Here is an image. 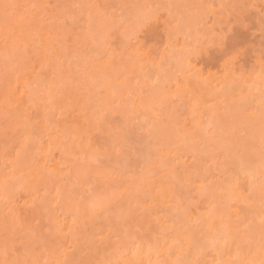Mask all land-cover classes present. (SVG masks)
I'll use <instances>...</instances> for the list:
<instances>
[{"label":"bare ground","instance_id":"bare-ground-1","mask_svg":"<svg viewBox=\"0 0 264 264\" xmlns=\"http://www.w3.org/2000/svg\"><path fill=\"white\" fill-rule=\"evenodd\" d=\"M10 1H12V3H11V5H10V9H11V6H12V4H13V9L12 10H10V11H16L15 9V6H19V4L20 5H22V9L20 8L19 10H18V8H17V10L19 11V14H21L22 12H24V11H26V8H25V6L24 5H26L27 3H30L31 2V6H33L34 5V3H33V1H31V0H28V2H27V0H24V2H25V4H23L24 2H23V0H20L21 2L19 3H17L18 5H16V3H14L15 1L14 0H9V2ZM18 1V0H17ZM35 1H37V0H35ZM77 1V0H76ZM98 3L100 2V5H97V6H101L100 7V9L98 8H95L94 9V13H95V10L97 9V11H99V10H101V13H100V11L98 12L99 13V15L98 14H93L94 15V19H92V21H91V16L90 15H88L89 13V9H87V10H89L88 12L86 11L85 13H84V16H86V14H87V18L88 19H86L87 20V22H88V20H89V22L91 21V25H95V24H92L93 22H94V20H95V22L97 23L98 21H99V19H100V21L97 23V25H96V27L98 26L99 27V25H101L100 26V28L102 27V28H104L105 27V29H102L101 28V31L99 32L98 30H96V34L98 33V37H99V35H101L102 37H99V38H101V40L102 41H106V40H108V38H109V40H108V42L111 40V37L109 36V35H112L111 33L109 34V33H107L105 30H106V28H107V31L109 32V30L108 29H111V28H116L117 26H119V25H125V24H127V25H125L124 27H122V29L123 28H125L126 26H127V31L125 30V29H123V30H125L124 32H126L125 34H124V37L126 38H128V39H132L133 37H134V34H135V37L134 38H137L136 36H137V32H140V31H142L143 30V28H145V26H147L148 25V23H151V21H157V15H158V13H159V11L160 10H162L161 12H165V14L167 13L166 11H164V10H167L169 13H167V15H166V18H167V16L169 17V16H173L172 14H174L176 17L178 16V11H179V13H180V11L182 12L183 11V15L181 14H179L180 16L179 17H181V20H180V22L181 23H179V24H181V26H184V25H186V27L185 28H183V29H181L180 27V29L179 30H177V32H175V28H174V30H173V28L171 29V27H173V26H171V24H169V23H171V22H173V17H169V20L171 21V19H173L171 22L169 21V23H165L166 25L167 24H169V25H167V28H169V30L171 29L172 31H174V32H169V30H167V32H169L171 35H172V38H173V41H172V39L171 40H169V42L167 43V41H168V37H166L167 39H166V48H165V46L163 47L164 49H161L162 50V52H160L161 53V55L160 56H158L159 58H157L156 60H155V58L153 59H151V55L149 54V53H146L145 52V54H143L144 53V51L142 52V51H140L141 53H139V51H137V49L135 50V49H133L132 48V50H130L129 48L127 49L128 51V58L126 57V53L124 54V56L126 57V58H122L121 56H122V53H121V56H120V58L122 59V63L126 66L127 65V69H125V68H123L124 66H123V64H119V63H121V62H118V67H116L117 65H116V63L117 62H115L114 64H115V66H113L114 64H110V61L112 60H108L109 59V57H110V55H108V53L110 52H112V51H114V52H116L115 50H110L111 48L109 47L110 46V44L106 41L105 43L104 42H101V41H99V38H98V42L97 41H95V43L93 42V38L95 39V37H93V35H92V33H89L87 36H89V38H92V40H91V42H89V43H91V47L92 46H94L95 44H97V46H98V44H100V43H102L100 46H94L93 48H94V50H97L96 52H98V50L100 51L99 52V54H98V56H100V57H103L102 55V52L101 51H103L102 50V48H107V49H109V51L107 50V49H104V51H103V53L104 52H106L107 53V56H109L108 57V59H104V60H102V62L104 63V65L102 64V62H101V60H100V62L101 63H99V62H96V63H99V64H97V67L99 68H97V67H95L96 65V63L94 64V59L96 58V57H98V56H96L97 55V53H96V55H95V51L93 52L92 51V53H94L93 55H92V53H91V55L89 54L88 55V57L91 59L92 57L91 56H93L94 57V55L96 56V57H94L93 58V61L91 62V63H93V66H92V64L91 65H89L88 64V62H90L91 60L90 59H88V57H86L87 55L85 54V58L83 57V56H81L82 54L80 53V51H75V52H77V53H74V52H72L71 50V52L72 53H69L68 52V49H66V50H62V51H66V52H68V53H65V52H61L60 51V48H59V50H58V46H59V44H58V46L57 47H55V49L57 50V59H56V57H52V56H54L53 54H51V57H49L48 55H50V53L51 52H53L54 50L52 49L51 50V48L50 47H53L54 48V43L55 42H57L58 41V43H59V39L61 38V37H59V39H58V37L57 38H54V36H52L51 35V30L49 31V29L51 28V27H53V26H55V27H53L56 31L58 30V28H59V30H58V32H60L62 29V31L61 32H63V31H66L67 29H71V32H72V28H69L71 25H69L70 24V22H72L71 24H72V26L75 24V22H77L76 20L78 19L77 17H76V14H75V17L76 18H74V15L73 14H71V17L75 20V22H74V20H71L70 18H69V14L67 15V14H65V16H63V20H64V18L65 19H67V16H68V20L69 21H67V23H69L68 25L69 26H67L68 28H65V26L67 25V23L65 24V22L66 21H63V22H61V19L62 18H60L59 19V21H57L58 19H57V16H56V13H54L55 15H54V17L53 18H50L51 17V15L50 14H52V16H53V13H52V10H54L55 9V7H48V9H49V11H47L48 9L47 8H45L46 6H45V4L43 5V3H41L40 2V5H39V1H37V4H35L34 6H33V8H34V10L36 9H40V11H41V14L43 13L42 11H44L45 13L44 14H42V16H41V14H40V16L41 17H43V15H44V17L42 18V19H45L44 21L42 20V19H39L38 21L40 22V23H38V22H34V21H31V20H28V19H32L31 18V15H30V17H28L29 15H26V14H29L28 13V11H26V14H24V13H22L23 14V16H22V14L19 16V14H18V21L19 20H21V21H24L25 19V22H24V24H26L27 26L26 27H28V28H30L29 26H28V24H30V26H32L31 27V30L33 31H35L37 28V30L39 31V35H43L42 37L40 36V37H35L34 35H31L33 38H34V40L35 41H37V44H36V42H34L37 46L36 47H38V48H36V47H34V45L32 44V41H31V37H29V36H27L26 37V35H24V34H26V33H28L29 32V34L31 33V31H28V29H27V31L28 32H26V28L24 27V25H20L21 23L23 24V22H21V23H19V25L20 26H18L17 28L20 30V27L21 28H24L25 29V31H23V29L22 30H20V31H18V29L17 30H13L12 28V30H13V32L15 33V31H18V32H16L15 34H19L20 35V39H21V41H22V39H24V41H22V43H19V42H21V41H19V39H18V36L19 35H15L14 33V36L16 37L17 36V41L18 42H14V43H16V44H14V45H16V46H18V45H22L23 44V42H25L26 44H28V40H25L26 38H31L30 40H29V44H30V42H31V44H30V47H32V49L34 50V48L36 49L35 50V52L36 51H38L39 49L41 50V55L44 57H42V56H40V51H38L37 53H39V56L37 55V53H34V54H36L37 55V57H36V55H35V59H33V61L34 60H36V61H34V63L33 62H31V63H33V64H31V67L30 66H28V70H27V73L25 72V75H23L24 74V72H23V74L20 72V74H22V76L21 77H18V78H16L17 76H19L20 74H18V71H22V70H15V69H17L16 67L14 68V64H13V62H15V61H17V60H15L14 61V59H12L11 58V56L9 55V56H4L5 58H7L8 59V63L5 61V63L4 64H6V65H8L9 64V66H8V68L6 69L5 68V72L3 71V67H2V72H4L5 73V76H6V74H7V72H11L7 77H9L10 75L12 76V74H13V77H12V79L10 80L11 82H9L8 83V79L6 80L7 82L6 83H8V90L9 91H11V92H8V93H10V95H9V97H10V104H12V107L11 106H9L10 108H13V106H16V104H17V107L15 108V109H20V111L18 110L17 112H19L18 114H16L15 112H13V114H10V116L11 115H14V114H16L15 116H16V119H17V117H18V115H19V118L18 119H22V120H20V122L21 123H19V121L17 120V124L19 123L20 125H21V127H22V129H21V127H20V125H19V127L17 128V130L20 132V134L19 133H16V121H15V123H14V120H13V128L11 127V129H13V132H12V134L13 133H16L17 135H16V141L14 140V143H12L13 144V146H11L12 147V149H14L15 148V146H16V148L12 151H10L9 150V144L8 145H6L7 147H4L3 148V146H5V143H3V145H1L2 146V150L3 151H5V153L2 151V153H0V156H1V158H0V169L2 170V173L0 174V224H1V221H2V224H4L5 226H6V224H11L12 226L14 225V223H16V221L18 222V220H19V222L16 224V225H14L16 228L14 229L15 230V233H11L12 231L10 230L9 231V229H7L6 227V229L9 231V233H11V235L13 234V235H15V234H18V233H16V230L18 231V230H21V229H17L18 227H20V219H22V218H20V217H22L21 215H23L22 213H20L19 214V216H18V214H17V216H16V214H14V212L17 210V211H20V210H18L16 207H17V205H16V202H14L15 201V199H13V198H16V196L17 195H24V194H26L28 197H29V199H30V197H31V199L30 200H34L35 201V199H36V201H39L38 203H37V205H36V203L35 204H30V200H28L27 202H25L29 207H30V205H31V207H33V208H31L30 207V211H31V209H33V210H37V209H39V208H43V209H41V210H39V211H47V216H48V218L46 219V221L47 220H49L50 219V221H48L47 223L48 224H50L49 222H52L50 225L52 226V225H54V223H55V221H56V223L57 224H55V228H56V225H57V230L55 231L54 229H52L51 228V226L49 225V227H48V229H49V231L50 232H52V233H54V234H52L51 233V235H47L48 236V238H52L53 237V235H54V238H53V240H55V237H57V238H60V239H58V241H56V244L57 245H55L54 246V244H55V242L54 241H51V243H50V241H48V240H51V239H48L47 240V238H45L46 240H47V242L48 243H50L51 245H50V247H51V249H52V246H54V248H53V250H54V252H56L55 253V255L53 256L52 254H50L51 252H53L51 249L49 250V248H46V247H48V245H44L43 246V244H41L42 245V247H43V249H42V247H41V245H40V242L38 243V245H40L39 247L41 248H38V246L36 247V246H34L33 245V247H36L37 248V250L39 249V250H41V251H39L38 252V255L36 256V254H37V250L35 251L34 249L35 248H33L32 246V252L30 251V246H27L26 244V246H27V250H28V247H30L29 248V250H28V253L29 252H31V255H28L27 254V250H26V248L24 249L23 247L25 246H23V247H21V248H23V250L21 249V251H20V249L18 250L19 252L18 253H20L21 252V254L24 256V254L26 255V256H24V258L26 257V259L25 260H28V262L27 261H24L25 263L24 264H30L31 262H33V264H72V262H73V260H74V258L76 257H74V255H72L73 253H71V251H73V250H69V249H67V247H66V245H68V242L66 241V240H69V239H66L65 240V236H66V234H69L68 232L70 231V234L68 235V236H70L71 235V237H69V238H74V236H75V239H77V242L79 243H77V245H80L81 247H83L82 249L84 250V252L83 253H85V255L83 254V258H85V259H83V260H81V263L82 264H264V63L262 64L261 63V61H260V59H259V57H256L255 59V64H253V69L252 70H249L248 72H244L242 69H241V71H243V72H240V71H237V69H240L239 67H237L236 69H235V67H234V62L235 61H233V56H234V54L233 55H230L229 56V53H228V55L227 56H229L228 58H226L225 57V59H223V60H221L222 62H220V60H219V62H220V65H218L217 63L216 64H214L215 65V68H218V70H216V71H214V69L213 70H202V69H200V68H198L197 66H196V64H194V61H195V58L197 57V56H199L201 53L203 54V55H205V56H207V51L205 52V49L207 50V46L205 45L206 44V41L205 40H207V39H205L204 38V35L206 36V32H209V30L207 31V28L209 27H207L206 29H205V22H204V20H200L201 18H204L205 16H204V14H205V12L204 13H194V12H192V11H196V9H198L199 8V6L200 5H202L203 4V2H205L204 0H143V1H145L144 3L143 2H141L142 3V5H141V3H133V0H132V3L133 4H130L129 3V8H131V5L133 6V5H135V6H137L136 4H140V6H138V7H134V9L132 8V10L130 9V11L128 12V13H130L131 11H132V15L131 16H129V15H127L126 13V15H125V17L126 16H129V18H131L132 17V20L133 21H135V23L133 22H131L130 21V19H127V21L125 20V18L123 19H121V20H124V22L125 23H122L121 24V22H118V19L117 20H115L116 21V23L115 24H119V25H113L112 23V21H114V19L112 20L111 18H110V13L109 12H107V14L109 15V16H106V18H109V20L108 21H105V14H106V12L105 13H103V15H100V14H102V12H104L103 10H105V11H107V9L108 8H111L112 6L110 5V4H112L113 3V1L111 2V3H109L108 1L109 0H96ZM114 1H116V0H114ZM119 0H117V2H118ZM122 1V0H121ZM124 1V0H123ZM126 1V0H125ZM185 2V3H183V2ZM207 1V0H206ZM210 1V0H209ZM212 1V0H211ZM210 1V3H212ZM227 1V0H226ZM235 1V0H234ZM236 1H238V0H236ZM235 1V2H236ZM251 1V0H250ZM254 1H256V0H254ZM259 1V0H258ZM262 1V0H261ZM23 2V3H22ZM27 2V3H26ZM216 2H217V4L219 3L217 0H216ZM224 2H225V0H224ZM224 2H221V4H224ZM229 2V1H228ZM241 2V1H240ZM247 2V1H246ZM22 3V4H21ZM36 3V2H35ZM124 3V2H123ZM122 3V4H123ZM175 3V4H174ZM180 3V4H179ZM181 3H183L182 5H181ZM187 3V4H186ZM210 3H207L208 5H207V8H210V9H206V8H204V6L202 5V7H200V10H202V11H206V12H208L209 14V16H210V13H211V16H213L214 17V7H212L213 8V10L211 9V6H210ZM233 3V2H232ZM94 4H97V3H94ZM106 4H108V6H105ZM114 4H115V2H114ZM118 4H119V2H118ZM213 4V3H212ZM234 4V3H233ZM237 4V3H236ZM256 4V3H255ZM39 6V8H38V6ZM51 5V4H50ZM119 5H121V2H120V4ZM178 6V7H182L181 9L180 8H178L177 9V7L176 6ZM205 5H206V2H205ZM241 5V4H240ZM254 5V4H253ZM262 5V4H261ZM26 6H28V5H26ZM40 6H42V7H40ZM103 6H105V7H108V8H104L103 9ZM110 6V7H109ZM115 6V5H114ZM122 6V5H121ZM124 6V9H126L125 8V5H123ZM174 6V7H173ZM234 6H236V5H234ZM250 6H251V4H250ZM21 7V6H20ZM220 7H222L221 5H220ZM219 7V8H220ZM224 7V6H223ZM255 7V6H254ZM25 8V9H24ZM29 8V7H28ZM32 7H31V10L33 9ZM45 8V9H44ZM53 8V9H52ZM58 8V7H57ZM89 8V7H88ZM91 8V7H90ZM102 8V9H101ZM121 8V7H120ZM128 8V9H129ZM176 8V9H175ZM183 8H186V9H183ZM202 8V9H201ZM226 8V7H225ZM51 9V10H50ZM170 9H172V12L173 13H171L170 12ZM180 9V10H179ZM188 9V10H187ZM204 9V10H203ZM229 9V8H228ZM231 9V8H230ZM239 9V8H238ZM254 9V8H253ZM47 12H46V11ZM62 10H64V9H62ZM82 10H84V9H82ZM81 10V11H82ZM92 10V9H91ZM119 10V9H118ZM133 10H134V12H133ZM136 10V11H135ZM176 10V11H175ZM191 11V12H187V11ZM216 10V9H215ZM242 10V9H241ZM7 11V10H6ZM14 11L12 12V13H14ZM17 11V12H18ZM51 11V12H50ZM55 11H58V10H55ZM65 11V10H64ZM121 11V10H120ZM126 11V10H125ZM198 11V10H197ZM256 11V10H255ZM21 12V13H20ZM176 12V13H175ZM224 12V11H223ZM227 12V11H226ZM233 12V11H232ZM237 12V11H236ZM246 12V10L244 11V13ZM9 13V12H8ZM16 13V12H15ZM47 13H49V14H47ZM64 13V12H63ZM81 13V12H80ZM191 13V14H190ZM228 13V12H227ZM234 13V12H233ZM250 13V12H249ZM3 14L4 15H6L5 14V12L3 11ZM17 14V13H16ZM33 14H34V11H33ZM39 14V13H38ZM59 14H62L61 13V11H59ZM91 14V13H90ZM131 14V13H130ZM170 14V15H169ZM188 14H190V15H188ZM7 15H9V14H7ZM12 15V14H11ZM15 15V14H14ZM37 15V14H36ZM45 15H47L46 17H48V19L46 20V17H45ZM48 15H50V17L48 16ZM98 16L97 18H96V16ZM187 17H186V16ZM220 15V14H219ZM224 15V14H223ZM252 15V14H251ZM254 15L255 16H257L255 13H254ZM254 15H252V17H254ZM21 16H22V18H21ZM25 16H27L26 18H25ZM58 16H60V15H58ZM102 16V17H101ZM134 16V17H133ZM215 16H217V15H215ZM263 16V15H262ZM1 17V16H0ZM14 17H16V18H14V20H13V22L15 23V24H17L16 22H18L17 21V16H14ZM23 17H24V20H23ZM62 17V16H61ZM122 17H124V16H122ZM160 17V16H159ZM164 17V16H163ZM5 18V17H4ZM10 18H12V17H10ZM28 18V19H27ZM56 18V19H55ZM93 18V17H92ZM127 18V17H126ZM134 18V19H133ZM135 18H136V20H135ZM157 18V19H156ZM183 18L185 19V21H186V19H187V22H185V21H183ZM212 18V17H211ZM261 18V17H260ZM263 18V17H262ZM49 19H50V22L52 23V24H50V23H48L49 22ZM51 19H54L53 21L51 20ZM204 19H206V18H204ZM8 20H10L9 18H8ZM28 20V21H27ZM33 20V19H32ZM79 20V19H78ZM83 20V19H82ZM98 20V21H97ZM104 20V24H101L102 23V21ZM112 20V21H111ZM167 20H168V18H167ZM179 20V19H178ZM257 20V19H256ZM4 22H1V25L0 26H2L3 24H6V26H7V24H8V22L6 23V21L5 20H3ZM31 21V22H30ZM37 21V20H36ZM44 23H43V22ZM48 21V22H47ZM112 23H111V22ZM114 21V22H115ZM130 21V22H129ZM166 21V20H165ZM177 21V20H176ZM183 21V22H182ZM216 21V20H215ZM30 22V23H29ZM59 22V23H58ZM80 22H81V25H82V21L80 20ZM107 22H110L111 23V27L109 28V24L110 23H108L107 24ZM118 22V23H117ZM175 22V21H174ZM174 22H173V25H175L174 24ZM206 22H207V20H206ZM218 22V21H217ZM11 23V22H10ZM28 23V24H27ZM36 23V24H35ZM47 25H51L50 26V28H49V26H46V24ZM131 23L132 24H134V25H132L131 26ZM156 23V22H155ZM176 23V22H175ZM183 23V24H182ZM187 23V24H186ZM257 23V22H256ZM38 25V24H40V25H38L37 27H36V29L34 28V26L33 25ZM45 24V25H44ZM54 24V25H53ZM59 24V25H58ZM64 24H65V26H64ZM76 24H78V22L76 23ZM105 24H107V25H105ZM152 24V23H151ZM165 24H164V27H165ZM200 26H199V25ZM244 24V23H243ZM13 25V24H12ZM42 25H44V27H42ZM53 25V26H52ZM57 25V26H56ZM157 25H158V22H157ZM176 25H178V24H176ZM209 25V24H208ZM220 25V24H219ZM6 26H3V27H1V29L2 28H4V31H5V29H6V31L7 32H12V31H10L9 30V28L10 27H7V28H5ZM9 26V25H8ZM64 26V28H62ZM89 26V24L87 25V28H90V27H88ZM112 26H114V27H112ZM149 26V25H148ZM152 26V25H151ZM258 26V25H257ZM264 26V25H263ZM40 27H42V28H44L43 30L45 31V32H47V33H43L44 31L42 30V28H40ZM46 27H47V29H46ZM60 27H61V29H60ZM79 27V26H78ZM96 27H95V29H96ZM131 27L132 29L131 30H129V28ZM155 27V26H154ZM153 27V28H154ZM200 27V28H199ZM259 27V26H258ZM33 28V29H32ZM49 28V29H48ZM53 28H51V29H53ZM74 28V27H73ZM84 28H86V27H84ZM93 28V27H92ZM121 28V27H120ZM149 28V27H148ZM43 31H41V30ZM94 29V30H95ZM99 29V28H98ZM152 29V28H151ZM209 29V28H208ZM212 29H213V27H212ZM260 29V28H259ZM74 30V29H73ZM86 30V29H85ZM88 30V29H87ZM86 30V31H87ZM89 30H92L91 28L89 29ZM103 30L105 31V32H103ZM117 30V29H116ZM129 30V31H128ZM206 30V32L204 33V32H202V31H205ZM211 30V29H210ZM0 31H2V30H0ZM6 31H5V35L7 34L6 33ZM21 31L24 33V34H22L21 33ZM68 31L69 30H67L66 31V33L65 32H63V33H65V36H67L68 37V35H67V33H68ZM112 31V30H111ZM122 31V30H121ZM147 31H148V29H147ZM212 31V30H211ZM48 32H50V33H48ZM58 32L56 33L57 35H58ZM92 32V31H91ZM102 32V33H101ZM116 32V31H115ZM128 32V33H127ZM131 32H133V33H131ZM261 32H263V30L261 31ZM32 33H34V32H32ZM35 33H37V32H35ZM34 33V34H35ZM43 33V34H42ZM52 33L54 34V35H56L55 33H54V31H52ZM108 34V35H106L107 36V38H106V40H104L105 39V37H104V35H102V34ZM118 33V32H117ZM148 33V32H147ZM177 33H181L180 34V38H181V35H182V43H181V41H180V43H178L179 42V40L176 42L175 41V38H177L178 39V37L176 36L177 35ZM264 33V32H263ZM4 34V32H2V33H0V37L2 36ZM8 34H10V33H8ZM7 34V35H8ZM61 34V33H60ZM70 34V33H69ZM76 34V33H75ZM80 34H81V32H80ZM85 34V33H84ZM126 34H127V36H126ZM142 34V33H141ZM173 34H176L175 36V38L173 37ZM178 34V35H179ZM208 34V33H207ZM21 35H24V36H22L21 37ZM28 35V34H27ZM38 35V36H39ZM74 35V34H73ZM91 35H92V37H91ZM128 35H129V37H128ZM132 35H133V37H132ZM63 36H64V34H63ZM70 36V35H69ZM71 36H72V34H71ZM76 36V35H75ZM85 36V35H84ZM83 36V37H84ZM95 36V35H94ZM109 36V37H108ZM132 38H131V37ZM168 36V35H167ZM3 37V36H2ZM4 37H6V36H4ZM8 37V36H7ZM23 37H25V38H23ZM82 37V36H81ZM104 37V38H103ZM171 37V36H170ZM10 38V37H9ZM14 38V37H13ZM38 39V40H36V39ZM124 38V39H125ZM127 38H126V40L125 41H127ZM235 38V37H234ZM6 39V38H5ZM39 39L44 43V45L46 44V43H50L51 44V42L50 41H52V46L51 45H49L48 46V48H47V45L49 44H46V46H44L43 45V43L41 42V41H39ZM54 39V40H53ZM55 39H58L57 41L55 40ZM62 39V38H61ZM64 39V38H63ZM62 39V40H63ZM70 39V38H69ZM187 39H189V41L187 40ZM222 39V38H221ZM225 39V38H224ZM9 40H12V36H11V39H9ZM13 40H15V38L13 39ZM62 40H60V42L62 41ZM77 40V39H76ZM84 40H86V39H84ZM187 40V41H186ZM209 40V39H208ZM216 40V39H215ZM217 40H219V39H217ZM231 40V39H230ZM66 41V40H65ZM87 41H88V37H87ZM90 41V40H89ZM130 41V40H129ZM129 41H128V44H130L129 43ZM176 43H175V42ZM201 41H203V42H201ZM42 43L41 44V46L42 47H45L44 49H45V51H42V47L41 48H39L40 46H39V44L40 43ZM64 42V41H63ZM63 42H61V44H60V46L62 45V43ZM78 42V41H77ZM80 42V41H79ZM86 42V41H85ZM123 42V41H122ZM172 42V43H171ZM4 43H6L5 41H4ZM19 43V44H18ZM24 43V44H25ZM75 43V42H74ZM93 43H94V45H93ZM106 43L108 44V46L107 47H105L106 46ZM126 44H127V42H125ZM200 43H203L204 44V47H203V44H200ZM215 43V42H214ZM18 44V45H17ZM64 44V43H63ZM66 44V43H65ZM72 44V43H71ZM77 44V43H76ZM105 44V45H104ZM123 44V43H122ZM125 44V45H126ZM127 44V45H128ZM209 44V43H208ZM10 45H11V43H10ZM33 45V46H32ZM56 45V44H55ZM84 45H86L87 46V44L86 43H84ZM215 45V44H214ZM222 45V44H221ZM231 45H233V44H231ZM16 46H10V47H12V49H17L18 47H16ZM26 46H29V45H26ZM65 46V45H64ZM67 46V45H66ZM69 46V45H68ZM67 46V47H68ZM72 46V45H71ZM71 46H70V48H71ZM76 46V45H75ZM104 46V47H103ZM23 47V46H22ZM81 47V46H80ZM84 47V46H83ZM83 47H81V48H83ZM123 47H125V46H122V48ZM129 47L131 48V47H133L132 45L130 46L129 45ZM202 47H203V50H201L202 49ZM231 47V46H230ZM233 47V46H232ZM21 48V47H20ZM26 48V47H25ZM50 48V49H49ZM63 48V45H62V47H61V49ZM69 48V47H68ZM72 48H73V46H72ZM81 48H78L79 50H81ZM86 48V47H85ZM92 48V49H93ZM136 48H138V47H136ZM219 48V47H218ZM229 48V47H228ZM7 49V48H6ZM9 49V48H8ZM30 49V48H29ZM38 49V50H37ZM43 49V50H44ZM46 49H47V53H48V51H49V53L47 54H45V52H46ZM49 49V50H48ZM74 49H76V48H74ZM88 49V48H87ZM91 49V48H90ZM115 49V48H114ZM140 49V48H139ZM138 49V50H139ZM231 49V48H230ZM22 50H24V47L22 48ZM123 50H124V48H123ZM122 49H121V52L123 51ZM209 50V49H208ZM219 50V49H218ZM234 50V49H233ZM8 51H10V53H11V50L9 49ZM31 51V50H30ZM61 52V54H60V52ZM84 51V50H83ZM33 52V51H32ZM42 52H44L43 54H42ZM59 52V53H58ZM87 52V51H86ZM91 52V51H90ZM114 52H113V54H114ZM125 52H126V49H125ZM238 52V51H237ZM9 53V54H10ZM54 53V52H53ZM78 53H80L79 55H78ZM83 53V52H82ZM101 53V54H100ZM211 53H212V51H211ZM236 53V52H235ZM3 54V53H2ZM6 54V53H5ZM68 54V56H66L67 57V60H65V62L66 61H68V58H69V55H70V60L71 59H74V61L73 60H71L72 61V64L73 65H75L74 67L76 68V67H78L79 65H80V63H81V65H80V68H77L76 70H77V72L75 71V69L74 68H70L69 67V69H72V72L73 71H75L76 72V74L73 72V75H71L72 74V72L71 71H68L67 72V70H65V68L66 69H68L67 68V66H66V64L68 63H66L65 65H64V59L66 58H62V57H64V55H67ZM112 54V53H111ZM112 54V55H113ZM116 54H119V53H116ZM148 54H149V56H151V57H149L148 56ZM201 54V55H202ZM244 54V53H243ZM58 55H61L60 57L63 59V60H61V59H59L58 58ZM115 55V54H114ZM200 55V56H201ZM225 55V54H224ZM242 55V54H241ZM105 56V55H104ZM204 56V57H205ZM10 57V58H9ZM39 57V58H38ZM45 57H47L46 59H45ZM203 57V56H202ZM202 57H200V58H202ZM210 56H208V57H206V58H209ZM32 58V57H31ZM34 58V57H33ZM44 60H43V59ZM99 58V57H98ZM98 58H96L97 60H98ZM112 58V57H111ZM222 58H223V56H222ZM221 58V59H222ZM235 58H237V56L235 57ZM10 59H12V61L10 60ZM37 59H39V60H37ZM42 59V60H41ZM90 60V61H88V60ZM95 59V60H96ZM99 59H102V58H99ZM210 59H212V58H210ZM262 59V58H261ZM4 60V59H3ZM57 60H59V61H63V63H61V62H59V61H57L58 63H56V61ZM76 60H79L80 61V63H78L79 61H77L76 62ZM96 60V61H97ZM106 60V61H105ZM107 60L109 61L108 63H107ZM127 60V61H126ZM217 60V61H218ZM234 60H236V59H234ZM254 60V59H253ZM41 61V62H40ZM43 61V62H42ZM50 61H51V63H50ZM54 61V62H53ZM88 61V62H87ZM117 61V60H116ZM120 61V60H119ZM124 61V62H123ZM125 61L127 62V63H125ZM10 62V63H9ZM11 62H12V64H11ZM38 63V66H39V68H37L38 66L37 65H35L34 66V64H37ZM75 62V63H74ZM196 62V61H195ZM218 62V63H219ZM2 63V62H1ZM50 63V64H49ZM56 64V65H53V64ZM78 63V64H77ZM253 63H254V61H253ZM16 64H17V62H16ZM19 64V63H18ZM40 64V65H39ZM43 64V65H42ZM53 65L54 67L55 66H57L58 68H53V66L51 67L52 69H50V68H48L47 67V65ZM105 64L106 65H108L109 67L110 66H112V68L114 67L116 70H114V68H113V71H112V68H111V70H109V68H108V66H105ZM5 65V66H6ZM11 65V66H10ZM42 65V66H41ZM71 65V64H70ZM218 65V66H217ZM237 65V64H236ZM254 65L256 66L255 68H254ZM2 66H3V64H2ZM16 66V65H15ZM43 67V69L41 70V67ZM66 66V67H65ZM69 66V65H68ZM95 67V69H94V71H93V68L92 67ZM217 66V67H216ZM1 67V66H0ZM10 67L12 68V70L10 69ZM29 67H30V69H29ZM34 68V70L32 71V69ZM65 67V68H64ZM104 68V70L107 68V71L108 72H111V76L110 77H112V78H114V76L113 75H115V74H117L118 73V75L121 77V75H123L124 73H123V71L125 72V74L128 72L129 73V71L131 72V74L133 75V81L136 83V84H138V85H133V83L131 82H129L130 81V79H131V75H130V78H129V74L127 75H123V79L124 78H126L125 79V81H124V83H123V80H122V84H118V86H116V84L118 83V75H116V79L115 80H112V78H111V81H113V83L112 82H110L111 83V85H110V83L108 84L107 82H108V80H110L109 79V75L110 74H106L105 73V75H107L108 76V80H107V78L104 76V72L106 71H104L103 70V72H102V69ZM106 67V68H105ZM121 67V68H120ZM20 68V67H19ZM27 68V67H26ZM25 68V69H26ZM36 68H37V70H36ZM47 68L50 70V72H48V75L45 73V71L47 70ZM96 68H97V71H96ZM213 68H214V66H213ZM252 68V67H251ZM9 69L11 70V71H9ZM25 69H24V71H25ZM45 69V71H43ZM53 69H55V70H53ZM68 69V70H69ZM74 69V70H73ZM78 69H80L79 71H81V74L79 73V76H78ZM120 69H121V71H120ZM8 70V71H7ZM40 70V71H39ZM52 70V71H51ZM98 70H100V71H98ZM14 71L16 72V74H14ZM29 71V72H28ZM48 71V70H47ZM114 71H117V73H114ZM119 71V72H118ZM107 72V73H108ZM112 72H113V74H112ZM122 72V74H120ZM42 73H44V74H46V75H44L43 74V76L41 75ZM68 73V74H67ZM71 73V74H70ZM2 74L3 73H1L0 74V78H1V81H2V79L3 78H5L4 77V74H3V77H1L2 76ZM70 74V75H69ZM83 74V75H82ZM15 75H17V76H15ZM68 76V79H70V80H73V78H77V77H85L84 79L83 78H81V80L83 79L84 81H86L87 83H89V84H84V82L83 81H80V82H82V83H80V82H78V80L77 81H75V79H74V81H75V83H77L78 82V85H76V84H73L74 82H72L70 85H74V87H75V85H76V88L78 89V90H76V89H74V87L72 86H70V85H68L69 83H70V80H68L69 81V83H67V81L65 82V78H67V76ZM82 75V76H81ZM15 76V77H14ZM72 76H74V77H72ZM75 76H77V77H75ZM125 76V77H124ZM136 77V78H135ZM9 78H11V77H9ZM129 78V80H128V82L126 81L127 79ZM13 79H15V81H14V83L16 84V85H19V86H17V87H19V88H17V90H19L17 93H15L14 92V90L13 89H15L16 88V85H14L12 82H13ZM65 79V80H64ZM102 79H104V81L105 80H107V81H103ZM121 79H122V77H121ZM117 80V81H116ZM137 80V81H136ZM4 81V80H3ZM132 81V80H131ZM172 81H174V83L172 82ZM85 82V83H86ZM119 82H120V79H119ZM127 82V83H126ZM171 82V83H170ZM81 84V86L82 85H86L85 87H83V89H81V87H80V84ZM116 83V84H115ZM170 83V85L168 86V84ZM173 83V85H174V87L176 88L175 89V91H174V87H173V85H172V87H171V84ZM9 84H11V85H9ZM67 84V85H66ZM132 84V85H131ZM1 85V84H0ZM3 85V84H2ZM114 85V86H113ZM163 85L165 86L164 87V89L162 90V92H161V89L163 88ZM167 85V86H166ZM12 86H14V88H12ZM70 86V87H69ZM87 86H91L89 89H93V90H91V91H93L92 93L95 95V96H93V94L91 95V91L90 90H87L88 91V93H89V91H90V94L89 95H87L86 94V90H84V88H86V89H88L87 88ZM9 87H11V89H9ZM69 89H68V88ZM166 87H168V88H166ZM169 87H171L172 88V90H173V92L169 89ZM71 88H73L72 90H70ZM166 88V89H165ZM37 89L39 90V91H37ZM65 89H67V90H65ZM6 90V89H5ZM65 90V91H64ZM80 90V91H79ZM2 91V90H1ZM66 91H68L69 92V94H68V92L66 93ZM71 91H72V93H71ZM77 91H79L78 93L79 94H81V91H82V94H86L87 95V98L91 95L92 97L91 98H93V100L91 99L90 100V102H92V101H97L98 99L97 98H99V100L98 101H100L102 104H103V106L101 105V103L100 102H98L97 101V103L98 104H96V102L94 103L95 105H97V106H100L101 105V108H102V110H103V107H105L104 109H105V111L106 112H110V113H112V114H114V112L116 111V110H119L120 112H119V115H121L120 113L123 111V113H126L127 112V117H126V119L124 120L123 119V121L125 122L126 120H127V123L125 122V123H123L122 122V120H120L124 125H128L129 123V121H133V120H136V119H138L139 117L140 118H144V117H146L145 119H146V122H142V121H137L136 123H133V124H131L129 127H133V125H135L136 124V126H134V127H137V125H138V127H137V129H139V132H140V130H141V127L143 128V126H144V136H143V138H145V136H146V138H145V140H143L144 142L146 141V139H147V137L151 140L152 138L153 139H155V137H151V135L152 136H156V135H161L162 136V134L164 135V137L163 138H166V140L168 139L167 137H169V139L171 140H169L168 142H167V145H166V141L165 140H163V138H160V141L161 142H163L162 144L164 145L163 147H164V152H167V151H165V149H167V148H165V147H167L168 146V148L169 149H167V150H170V149H172L173 150V148L176 146L179 150H176L177 148L175 147V150H173V157H174V155H175V157L173 158V159H175V158H177L178 157V159H179V163H180V166H181V163L184 165H186V163L187 162H183V161H180V160H184V159H181L182 158V154H184L186 157H188V154H191L190 155V157H192V160L193 161H195V160H197L198 161V163L199 162H201V166H199L198 165V163L197 164H195L196 162H194L193 163V161L191 162V166H190V162H188V164H189V166L188 165H184L185 167H191V168H194L195 167V169H192L191 170V168H190V171L189 170H183V171H187L186 173V178H185V180L184 181H182V182H185L186 180V182H188V183H190L189 184V189L191 188V186H192V189L190 190V193H192V194H189V196H191L190 198H188L189 196H186L187 198H185V192L183 193L184 194V196H181L182 198H178V195L176 196L175 195V191L176 190H174V189H171L172 188V186H174L173 184H171L170 183V186L167 184V182H166V184L164 185L163 183H164V180H162V181H160L161 182V184H163V185H161L160 186V182H158V180H156L158 183H159V185H157V186H155V183L153 182V184H151L152 186H155V189H154V187H152L150 184H148V185H150V187L149 186H145V184L147 185V183L150 181V180H152V179H150L151 177H153V174H154V177L155 176H160L161 175V173H159V171H157V170H155V169H153L157 174L155 175V173H153V172H151L150 170H149V168H151V166L149 167L148 165H145L146 166V170H149V171H147V172H144V171H142L143 173H144V175H141V178L144 176V178L147 176H151L150 178H148L147 180H148V182L147 183H144L143 184V181L144 180H140V178L138 179V182H137V179H135V181H132V183H130V185L132 184L133 185V182H135V183H137V185H141L142 187L143 186H145L143 189H145V188H150L151 189V187H152V189H154V190H152V193L151 194H149L148 195V201H146V202H144V201H141L140 199V197H142V194H143V190H141L140 188H138L139 190H137L135 187L133 188V186L132 187H130L131 189L133 188V190L135 189V193H137V194H139V196L137 195L136 196V199H134V197H135V194H133L134 196L132 197V192H131V194H130V192H129V198H130V200L128 199V196H127V199L130 201V204H129V202H128V200L127 201H125L126 203L128 202V205L127 204H125L127 207H130L131 209L132 208H134L135 206H137V207H135L136 208V210H137V212L136 213H138V212H140V214L138 213V215H142L144 212L146 213L145 215L143 214V216H144V218L143 219H145V220H147V221H143V222H147V223H150V221L148 222V219H151V225H152V227H153V225H155V222H156V226L157 227H153V228H155V230L151 227V230H150V228L148 229V230H150V231H148L146 228H148V226H149V224L147 225V227L145 226V223H143L142 221L141 222H139L140 221V219H139V224L140 223H143V225L146 227H144V231H142L141 229V231L142 232H144L145 234L143 235V233H141L140 235H137L136 237H132V235L131 234H129V235H131L130 237H129V235H126V237L128 238L127 240H126V237L124 236V233H122V236L120 235V234H118L119 235V239L117 240L116 238V240H114V239H112V238H114V237H110V235H108V233L107 234H105L106 236L105 237H103V238H101L104 234H102L103 233V231L101 230V229H99L98 227L96 228V226H94V228H96V229H94L93 228V226H91L93 223L91 222V221H93L94 222V219L96 220V218L97 217H99L98 215H100L101 214V216L100 217H103V219L107 222V224L110 222L111 224H113L114 225V223H112V221H109V219L111 220V219H113V218H111V216H109L110 218L108 219V220H106V216H105V218H104V215L106 214V213H108L107 215H109V212H111V210L110 211H108V212H105V211H107V210H109V209H111V208H113L112 207V205H114L113 204V199H112V204H111V200H110V205H104L103 204V206H107V208H109V209H107V210H102L101 208H99V206L101 207L102 205V199H105V198H108V200H107V202L109 201V199L111 198V196L112 197H114L113 195H114V192H111L110 193V196H109V193H108V195L105 193V190L107 191V192H109V191H111L112 189H113V191H115V189L117 188V184L115 185L116 186V188L113 186V188L111 189V190H108L107 188L109 187V186H104V187H106V189L104 190V187H103V185H105V182L103 183V185H102V188H103V190L104 191H102L101 190V186H100V188H99V185H101V183H100V181L98 180V182L99 183H97L96 181H97V179L99 178L98 176V174L96 173V175H98L97 177H96V175L94 174V173H92L90 170H88V172H90V173H92V174H94L93 176L94 177H96V178H94V177H92V175H88L87 174V178H88V176H89V179H88V182L90 183V187H93V188H87L86 186L87 185H89V183L86 181L87 180V178L85 179V181L88 183V184H86L85 183V181L83 180V178H81V177H86V175L83 173V172H81V173H79V170H80V168H79V170H78V168H77V164L76 165H74L75 163H79L78 165H80V166H82L83 165V163L85 164L86 163V161L88 160L89 162L92 160H95V158H98L99 157V154H101L100 155V157H102V153H100L99 151V153L98 152H96L95 151V149H96V147L97 146H95V143H94V145L92 144V142H90V144L92 145V147H94L95 146V148H94V152L92 151V147L90 148V144H88L89 143V141H93L91 138L93 137V136H91V132L90 131H92L93 130V127H94V125H95V127H94V130L95 129H98V128H96V127H98V126H96V124L97 123H99L100 124V122L104 119V121H105V118H108V117H104V118H101V117H97V119L95 120V122H94V120H92L93 122H94V125H93V122H92V125H90V126H92L91 127V129H90V131H89V128H88V126H89V123H91V122H89L88 123V121L90 120L89 118H90V116L92 115H88L89 117H88V121H86L87 120V118L85 117V114H83L84 112V110H85V106H84V103H87L88 102V106L87 107H89L90 106V104L91 103H89V100L87 101H85V99H86V96H84L83 95V99H82V94H81V96L77 93ZM83 91L85 92V93H83ZM156 91V92H155ZM12 92H14L13 94L14 95H12ZM37 92H38V94H37ZM149 92V93H148ZM153 92H155V94L153 93ZM150 95V93H151V96H153L152 98H151V101L150 100H147V98L149 99V97L147 96L148 94ZM147 94V95H146ZM158 94V98L155 96V95H157ZM6 95V94H5ZM8 95L7 96H5V98L6 97H8ZM155 96V97H154ZM175 96V97H174ZM177 96V97H176ZM12 97V98H11ZM95 97V98H94ZM97 97V98H96ZM179 97V98H178ZM175 98H176V101H175ZM8 99V98H7ZM11 99H12V101H11ZM64 99V100H63ZM154 99V100H153ZM155 99L156 100H158L157 102L155 101ZM61 100L62 101H64V102H66V100L68 101V105H69V107H68V105L66 106L65 104H67V103H64V102H61ZM83 100H84V103H83ZM153 100V101H152ZM179 100V101H178ZM112 101H113V104H116V105H113L112 104V106H113V108L111 107V103H112ZM155 101V102H154ZM173 101H175V102H173ZM178 101V102H177ZM75 102V103H74ZM77 102V103H76ZM183 102V103H182ZM13 103H16L15 105L13 104ZM61 103V104H60ZM73 103H74V105H73ZM93 103V102H92ZM176 104L177 105V103L178 104H180V107L181 106H183L182 108H180L178 105V107L177 106H173V104ZM72 104V105H71ZM75 104H77L76 106H75ZM78 104H79V106H78ZM117 104H119V105H117ZM8 105V104H7ZM94 105V106H95ZM185 105V106H184ZM60 106H62V110L60 109L61 107ZM66 106V107H65ZM71 106H73V108H74V106H75V108L76 109H74V110H76L75 111V113H77V112H81V114H80V116L78 115V117H80L79 119L77 118V120H79V121H76V123L77 124H79V125H77V124H73L72 122L74 121V119H76V117H74L73 118V121H71L70 122V120H66L67 121V123L69 122L70 123V126L65 122V121H63L62 122V120H59V121H61L63 124H61L60 122H58V118L59 117H57V120H56V118H55V120L52 118L51 119V117H53V114H54V116H55V113H56V111H57V113L56 114H60L59 116H63V114H64V116H65V114H67V112H68V114H69V112H72L73 110V108L71 107ZM92 106H93V104H92ZM117 106V108H119V109H116V110H113V109H115V107ZM120 106V107H119ZM163 108H162V107ZM19 107V108H18ZM71 108L70 109V111H69V109L68 108ZM86 107V108H87ZM174 107V108H173ZM186 108V110H185V113H181L182 115H184L185 117L187 116H189L190 117V119H189V117L187 118L188 119V121H190V122H188L187 121V124L189 123V125H188V127H187V125H185L186 124V120H184L185 118L181 115V117H183V118H181V120H180V116H179V113H177V111H175L174 109H176V110H178L179 109V111L178 112H183L182 111V109L184 110L185 108ZM59 108V109H58ZM92 108V107H91ZM99 108V107H98ZM15 109H12V111L13 110H15ZM58 109V110H57ZM67 109H68V111H67ZM111 109V110H110ZM173 109V110H172ZM181 109V110H180ZM67 111V112H64L63 114H62V112L63 111ZM72 110V111H71ZM112 110L114 111V112H112ZM122 110V111H121ZM126 112H125V111ZM170 110H172V113H173V116H175V118L177 117V119H174V117H172V116H169L171 119H169V117H168V115H171V111ZM9 111V110H8ZM12 111H10V112H12ZM28 111V112H27ZM33 112V114L31 115L29 112ZM163 111H164V115L165 116H167V119H165L164 117H163V119H165V121H162L161 120V118H162V113H163ZM167 111V112H166ZM1 112V111H0ZM9 112V113H10ZM20 112H22V113H20ZM59 112V113H58ZM85 112H88V111H85ZM169 112V113H168ZM174 112H175V115H174ZM186 112L188 113V114H186ZM189 112H191V114L189 113ZM3 113H4V111H3ZM6 113V112H5ZM5 113H4V115L3 114H1V116L3 115L4 117H5ZM73 113V112H72ZM90 113H92V112H88L87 114H90ZM116 113H118V112H116ZM166 113H168L167 115H166ZM8 114V113H7ZM6 114V115H7ZM23 114V116H21V118H20V115H22ZM62 114V115H61ZM67 114V115H68ZM87 114H86V116H87ZM221 114H222V116L223 115H225V116H221ZM9 115V114H8ZM30 115L32 116V117H30ZM34 115H35V118L37 119H35L34 118ZM95 115V114H94ZM94 115H92V116H94ZM147 115V116H146ZM148 115L150 116V115H152L153 116V123H151V120H147V117H148ZM161 115V116H160ZM14 116V117H15ZM72 117L73 116H77V115H71ZM122 116V115H121ZM144 116V117H143ZM38 117V118H37ZM103 117V116H102ZM228 117V118H227ZM9 118V116H7V119ZM23 118H25V119H23ZM31 118V119H30ZM34 118V119H33ZM65 118V117H64ZM63 118V119H64ZM92 118V117H91ZM95 118H96V115H95ZM94 117H93V119H95ZM4 119V118H3ZM10 119H12V116L8 119V121L10 120ZM15 119V118H14ZM28 119V120H27ZM32 119H33V121H32ZM38 119H40L41 121H42V123L43 124H41V123H39V124H41L42 126V128L40 127V125L38 124V123H35V122H37L38 121ZM81 119V120H80ZM99 119V120H98ZM111 119V118H110ZM109 119V120H110ZM227 119H230V120H232L231 122H230V120H228V122H226V120ZM32 121L33 123H34V125L35 124H38L39 125V128L37 127L36 129H37V131H38V129L40 130V128H41V130L43 131L44 129V134H45V132L47 131L48 132V134H47V136H45L44 134H43V132L40 130V131H38L39 132V134H34V133H32L31 131H32V129H31V125L33 124V123H31V122H29V121ZM34 120H35V122H34ZM112 120V119H111ZM116 120V119H115ZM118 120V119H117ZM116 120V121H117ZM167 120V121H166ZM168 120L170 121V120H172V122L170 121L169 123H167L168 122ZM178 120V122H177V125L179 126V128H178V126L176 125V121ZM41 121H39V122H41ZM96 121H98V122H96ZM100 121V122H99ZM103 121V123L102 124H104L105 122H107V120L104 122ZM120 121H119V123H120ZM150 123H149V122ZM175 121V122H174ZM180 121H182V122H180ZM183 121L185 122L184 123V125L187 127H184V125H183ZM10 122V121H9ZM26 122V126L24 127V124L23 123H25ZM65 122V123H64ZM109 122V121H108ZM133 122H135V121H133ZM144 123V124H142V123ZM163 122L165 123V124H163ZM175 124H174V123ZM180 122V125L178 124ZM87 123H88V125H87ZM96 123V124H95ZM110 123V122H109ZM106 124V126L107 125H110V124ZM119 123H117V124H119ZM121 123V124H122ZM131 123V122H130ZM139 123V124H138ZM148 123V124H147ZM167 123V124H166ZM61 124V125H60ZM64 124H67V125H65L66 126V128H64L65 126H63ZM74 125L73 127H72V125ZM98 124V125H99ZM101 124V125H102ZM152 125V127H150L151 125ZM170 124H173V126L172 125H169ZM12 125V124H11ZM15 125V126H14ZM30 125V126H29ZM37 125V126H38ZM147 125V126H146ZM150 125V126H149ZM183 125V126H182ZM43 126H45L44 128H43ZM62 126H63V128H62ZM76 126V128H74ZM103 126V128H104V126L105 125H102ZM167 126H169V128L167 127ZM35 127H36V125H35ZM124 127V126H123ZM140 127V128H139ZM171 127V128H170ZM174 127V128H173ZM109 128V127H108ZM115 128V127H114ZM125 128H128V127H125ZM124 128V129H125ZM92 131V132H95V133H97V131L99 130H95V131ZM169 130H171V131H169ZM210 132H209V131ZM212 130V131H211ZM17 131V132H18ZM103 131V130H102ZM129 132L130 133V135H131V128H130V130H124V132ZM134 132H135V130H133ZM137 131V130H136ZM147 131V132H146ZM214 131V132H213ZM2 132H3V130H2ZM34 132V131H33ZM42 132V133H41ZM104 132H106V131H104ZM101 133V131H100V135L99 136H101V137H103L104 136V134H105V136H107V132L106 133ZM116 132V131H115ZM122 132V131H121ZM127 132V133H128ZM117 133V132H116ZM119 133V132H118ZM129 133H128V135H126V137L127 136H129ZM133 133V132H132ZM136 133V132H135ZM138 133V132H137ZM166 133V134H165ZM168 133H170V134H168ZM173 133V134H172ZM90 134V135H89ZM101 134H103V135H101ZM81 135L83 136V138L81 137ZM84 135H89L88 136V138H90L89 139V141L88 140H86V136L84 137ZM120 135V134H119ZM132 135H134V133L132 134ZM159 135H158V137L157 138H159ZM167 137H166V136ZM17 136H20V137H17ZM95 136V135H94ZM98 136V137H99ZM104 136V137H105ZM43 137H45V138H43ZM48 137V138H47ZM80 137H81V141L78 143V144H80V146L78 147L77 145L76 146H74L75 145V143H77L79 140H80ZM107 137H109V135L107 136ZM110 137H111V135H110ZM124 136H122V138H123ZM126 137H125V139L123 138L122 140H124V142L122 143V142H120L119 143V145H116V147L117 148H119L118 150H121V148L123 149L124 147H128V143H127V139H126ZM13 138H14V136H13ZM74 138V139H73ZM77 138V139H76ZM78 138H79V140H78ZM85 138V139H84ZM116 138V137H115ZM19 139V140H18ZM44 139V140H43ZM83 139H84V141L88 144H85V142H83ZM105 139V138H104ZM111 139V138H110ZM113 139V138H112ZM118 139V138H117ZM121 139V138H120ZM149 139H147V140H149ZM172 139L174 140V141H172ZM46 140V141H45ZM73 140L75 141L74 142V144H73V146L71 145V142L73 143ZM78 140V141H77ZM105 140H107L108 141V139H105ZM141 140V139H140ZM121 141V140H120ZM151 141H153V140H151ZM82 142L86 145V147H83L82 148ZM128 142H129V140H128ZM144 142H142L144 145H145V143ZM170 142H172V144L170 143ZM174 142V143H173ZM17 143V144H16ZM102 143V142H101ZM106 143V142H105ZM112 143H114V142H112ZM152 143V142H151ZM150 143V144H151ZM155 142H153V144H154ZM170 143V144H169ZM14 144H16V145H14ZM118 144V143H117ZM146 144H147V142H146ZM149 144V143H148ZM162 144L160 145V150L161 151H163V148L161 149V146H162ZM174 144V146L172 147V145ZM188 144V145H187ZM11 145V144H10ZM84 145V146H85ZM90 145V146H89ZM106 145H107V143H106ZM114 145V144H113ZM123 145V147H121V146ZM127 145V146H126ZM190 145V146H189ZM1 146H0V152H1ZM71 146H72V148H74L75 149V147H76V149H80L79 151L78 150H75L76 152H74V150L71 148ZM103 146V145H102ZM108 146V145H107ZM106 146V147H107ZM111 146V145H110ZM118 146H120V147H118ZM146 146V145H145ZM149 146V148L151 147L150 145H148ZM147 146V147H148ZM191 147V146H193V147H191V148H189V147ZM202 146H204L203 148L204 149H206L205 151H208L207 152V154H209L208 155V158L206 157V159H208V160H211V157H216L217 158V160H216V158L214 159V158H212V159H214V160H212V164H210V166L212 167H209V168H211L210 170H212V172H216L217 170L216 169H214L213 167H215L216 165H214V164H217V166H219V162H220V158H222L223 159V161H221V162H223L222 163V165H221V162H220V165L221 166H219V169H220V171H217V173L218 174H214V173H212V172H209V174L208 175H210L211 173L212 174H214V175H210V176H213L214 178L213 179H209L210 178V176L208 177V175L206 176L205 174H207L206 173V171H205V169L206 170H208L207 168V165L205 164V165H203V163H202V161H200L199 159H200V157L201 158H203V155H204V158L203 159H205V156H206V154L205 153H203L202 152V150H204V149H202L201 147ZM14 147V148H13ZM91 150H89L88 151V148ZM101 147V146H100ZM105 146H103V148H104ZM113 147H115V145L113 146ZM116 147H115V149H116ZM131 147V146H130ZM130 147H128V149L130 148ZM133 147V146H132ZM85 148H87V151L85 150ZM102 148V149H103ZM108 148V147H107ZM110 148V147H109ZM108 148V149H109ZM152 151L154 150V147L152 146ZM186 148H189V152H186ZM72 149V150H71ZM99 149V148H98ZM105 149V148H104ZM104 149H103V151H104ZM148 149V148H147ZM151 149V148H150ZM181 149H183L184 150V152H183V150H181ZM186 149V150H185ZM210 149H211V153H210ZM82 150V151H81ZM83 150L86 152V153H88V154H86V155H89V154H91V155H89V156H92L93 155V157H94V159L93 158H88V159H86V155H84V153L85 152H83ZM97 150V149H96ZM112 150H113V148H112ZM117 150V149H116ZM127 150V149H126ZM125 150V151H126ZM160 150H159V159H158V161L161 163L162 162V164H163V159H162V156L160 155ZM181 150V155H180V151ZM215 150H217L216 152H215ZM8 151V152H7ZM54 151H58L59 153V155H58V157H59V159H60V157H61V155H63V154H65V156L64 157H67V158H64L63 156H62V159H60V160H56V159H54L55 158V156L57 155V154H55L54 155ZM100 151H101V149H100ZM108 151H110V150H108ZM151 151V150H150ZM175 151H177V152H179V153H177V152H175ZM10 152V153H9ZM71 152V153H70ZM74 152V153H73ZM77 152H80L79 154L77 153ZM81 152H82V154H81ZM112 152V151H111ZM111 152H110V154H111ZM116 152V151H115ZM145 152V151H144ZM157 152V151H156ZM170 152H172L171 150L169 151V153ZM183 152V153H182ZM187 154H186V153ZM202 152V153H201ZM220 152V153H219ZM7 153V154H6ZM70 153V154H69ZM74 155H73V154ZM76 153L79 155L78 157L76 156ZM94 153V154H93ZM96 153H98V154H96ZM105 153V152H104ZM113 153V152H112ZM126 153H127V151H126ZM140 153V152H139ZM143 153V152H142ZM216 153H219V154H217L216 155ZM2 154V155H1ZM5 154V155H4ZM69 154V156H67ZM109 154V153H108ZM116 154V153H115ZM157 154H158V152H157ZM162 154H163V152H162ZM172 154V153H171ZM177 154V155H176ZM178 154L180 155V156H178ZM213 154V155H212ZM215 154V155H214ZM72 155V157H70ZM82 155V156H81ZM96 155H98V156H96ZM113 155V154H112ZM126 155H128V154H126ZM142 155V154H141ZM166 155L168 156V152L166 153V154H164V158H166ZM85 157V162L84 161H82V159ZM114 156V155H113ZM116 156V155H115ZM118 156H120V155H118ZM145 156H148V154H146ZM151 156V155H150ZM161 156V157H160ZM209 156H211L210 157V159H209ZM218 156H221L220 158H219V160H218ZM51 157H53V158H51ZM72 158V159H70V158ZM74 157V158H73ZM81 157V158H80ZM106 157V156H105ZM107 157L109 158V155H107ZM112 157V156H111ZM110 157V158H111ZM156 157L158 158V155H156ZM179 157H181V158H179ZM186 157H185V159H186ZM77 158H79V161L78 160H75V159H77ZM120 158V157H119ZM121 158H122V156H121ZM147 159H149V157H146ZM189 158V157H188ZM53 161H55V162H53ZM126 159V158H125ZM131 159V158H130ZM178 159L176 160V161H178ZM203 159H201V160H203ZM75 160V161H74ZM105 160V159H104ZM144 160V159H143ZM161 160H163V161H161ZM191 160V158L188 160V161H190ZM208 160H206V161H208ZM52 161V163H50ZM57 161V162H56ZM63 161V162H62ZM78 161V162H77ZM82 163H81V162ZM92 161H91V164H92ZM107 161V160H106ZM122 161V160H121ZM158 161L156 162V164L154 163V165H155V168H159V166L160 165H162V164H157L158 163ZM166 161V160H165ZM175 161V160H174ZM89 162H88V164H89ZM110 162V161H109ZM147 162V161H146ZM146 162H144V163H146ZM210 162V161H209ZM208 162V163H209ZM218 162V163H217ZM95 163H96V161H95ZM172 163V162H171ZM82 164V165H81ZM93 164H94V162H93ZM103 164H105V163H103ZM164 164H165V162H164ZM192 164H194V165H192ZM200 164V163H199ZM61 165H63V166H61ZM86 165H87V163H86ZM117 165V164H116ZM151 165V164H150ZM154 165H152V166H154ZM156 165H159V166H157L156 167ZM196 165H197V167H198V171H196L197 170V167H196ZM224 165V166H223ZM74 166V167H73ZM80 166H78V167H80ZM89 166V165H88ZM118 166V165H117ZM149 168H148V167ZM169 166H170V164H169ZM207 167V168H205L204 169V167ZM33 167V168H32ZM83 167V166H82ZM95 166H93V168H94ZM97 167V166H96ZM95 167V168H96ZM100 167H103V166H100ZM99 167V168H100ZM136 167V166H135ZM161 167V166H160ZM187 167V168H188ZM221 167V168H220ZM3 168V169H2ZM84 168V167H83ZM106 168H107V166H106ZM163 166H162V170L160 169V171H164L163 170ZM181 168H182V166H181ZM184 168V167H183ZM182 168V169H183ZM216 168V167H215ZM218 168V167H217ZM6 171H5V170ZM144 169V170H145ZM152 169V168H151ZM189 169V168H188ZM200 169L201 170H203V173H204V171H205V173L203 174L202 172H200L201 174H199L198 172L200 171ZM0 170V171H1ZM29 170V172H30V174L28 173L27 174V172H25L26 174L24 175V174H22V172H24V171H28ZM39 171L40 173H36V177L37 178H40V179H42L43 180V183H46L45 184V186L47 185H49V187L48 188H39V190H37L36 189V187H34L33 185H36V184H39V183H37V181H36V178L35 177H33L32 176V173L34 174V172L33 171ZM73 170H77L78 172H76V171H73ZM100 170H101V168H100ZM167 170V169H166ZM195 170V171H194ZM210 170H208V171H210ZM216 170V171H215ZM81 171V170H80ZM84 171H86V170H84ZM93 171V170H92ZM95 171V170H94ZM93 171V172H94ZM136 171V170H135ZM141 171V170H140ZM95 172H98V171H95ZM149 172V173H148ZM189 172H191V173H189ZM196 172V173H195ZM76 173H78V174H76ZM85 173H87V172H85ZM99 173V172H98ZM153 173V174H152ZM158 173H159V175H158ZM189 173V174H188ZM39 174V175H38ZM41 174V175H40ZM81 174V175H80ZM140 174V173H139ZM138 174V175H139ZM149 174V175H148ZM203 174V175H202ZM78 175V176H77ZM81 177H80V176ZM83 175V176H82ZM85 175V176H84ZM102 175V174H101ZM107 175V174H106ZM187 175H188V177H189V179H188V177H187ZM40 176V177H39ZM109 176V175H108ZM205 176H206V178H205ZM79 177H80V179H79ZM90 177H92V178H90ZM107 177V176H106ZM105 177V178H106ZM153 177V178H154ZM161 177V176H160ZM207 177H208V179H207ZM101 178H104V177H102L101 176ZM130 178V177H129ZM128 178V179H129ZM159 178V177H158ZM212 178V177H211ZM94 179H96V181H94V183H93V180ZM108 179V178H107ZM110 179V178H109ZM131 179H132V177H131ZM146 179V178H145ZM160 179H162V178H160ZM207 179V180H206ZM70 180H71V182H70ZM73 180H75L76 181V184H75V186L77 187H75L74 185L72 186H70V190L67 188V185L69 186V183H71V184H73V183H75ZM89 180H92V183L94 184H92L93 186H91V181H89ZM155 180V179H154ZM209 180V181H208ZM66 181V182H65ZM69 183H68V182ZM73 181V182H72ZM141 181V182H140ZM146 181V180H145ZM144 181V182H145ZM55 182V183H54ZM123 182V181H122ZM121 182V183H122ZM156 182V183H157ZM206 182V183H205ZM36 183V184H35ZM55 185H54V184ZM68 183V184H67ZM98 185H97V184ZM120 183V186H119V188H118V191H122V193L121 194H124L125 193V196H126V192H127V194H128V186L129 185H127L126 186V188L124 187V185H123V187H122V184H124V182L121 184ZM169 183V182H168ZM188 183H187V187H188ZM54 185L53 187L55 188H53L52 186H51V188H53V190L52 189H50V185ZM57 184V185H56ZM107 184H108V182H107ZM113 184V183H112ZM126 184V183H125ZM186 184V183H185ZM40 185V184H39ZM95 185H96V187H98V188H95ZM137 185H135L136 187H137ZM42 186V185H41ZM46 186V187H47ZM160 186V187H159ZM186 186V185H185ZM39 187V186H38ZM72 187V188H71ZM73 187H75L74 189H73ZM110 187H112L111 185H110ZM170 187V188H169ZM175 187V186H174ZM121 188V190H119ZM40 189L41 190H43L42 192H40ZM90 189H94V191L92 192L93 194H94V196L93 197H95V198H93L92 196H91V194L92 193H90ZM126 189V192L125 191H123V190H125ZM131 189H129V191L131 190ZM148 190V191H150L151 192V190ZM176 189H177V187H176ZM51 190V191H53L51 194H50V192L49 191ZM99 190L101 191L100 193H98V195L96 194L97 192H99ZM68 191H71L72 193H70V192H68ZM73 191H74V193H73ZM76 191H77V193H76ZM97 191V192H96ZM132 191V190H131ZM138 191H143L142 192V194L140 193V192H138ZM145 191H147V189L145 190ZM147 191V192H148ZM179 191V190H178ZM68 192V193H67ZM117 192V191H116ZM174 192V196H172V193ZM177 192V191H176ZM180 192V191H179ZM193 192H194V194H193ZM207 192H209V195H207V198H206V193ZM15 193H18L17 195H14ZM24 193V194H23ZM50 195H49V194ZM88 193V194H87ZM104 193V197H103V194ZM156 193H159L158 195H156ZM68 194V195H67ZM76 196H75V195ZM85 194H87V195H85ZM90 194V195H89ZM100 194V195H99ZM105 194L107 195V196H105ZM113 194V195H112ZM116 194V193H115ZM118 195H119V197L121 196V194H119V193H117ZM140 194H141V196H140ZM205 194V197H202L203 195ZM208 194V193H207ZM71 196V195H74V197L72 196V198H69L68 199V196ZM88 195L90 196L89 198H90V200L89 199H86V198H88ZM118 195H115V197H117ZM152 195V198L150 197ZM26 196V197H27ZM34 196V197H33ZM38 196L40 197V199H41V203H40V199H38ZM123 196V195H122ZM18 197V196H17ZM24 197H25V195H24ZM25 197V198H26ZM28 197H27V199H28ZM49 199H47V198ZM76 197H78L79 199H77ZM91 197H92V199H91ZM99 197V198H98ZM132 197V198H131ZM174 199V197H176L174 200H173V203H175V204H173V205H171V203H168V206L169 207H171L170 209H169V207L167 206V202L170 200V199H172V198ZM201 197H202V199L203 198H205L204 199V201H205V206L203 205V203H201V201L202 202H204L203 200H200L201 199ZM9 198H12L11 200L13 201V203H12V201L11 200H9ZM33 198H35V199H33ZM45 198H46V200H45ZM178 198V199H177ZM185 198V199H184ZM5 199H7V201H5ZM45 201H47V202H49L50 203V205L47 203V202H45V204L43 203L44 202V200ZM68 199V201L70 202L71 201V199H72V202H74L76 205H74V206H76V207H74L73 208V211L75 210V213L74 212H72V208H70L74 203H72V205H70L69 204V202L68 201H65V200H67ZM76 199V202L75 201H73V200H75ZM86 199V200H85ZM95 199H98V200H95ZM115 199V198H114ZM131 199H133L132 201H131ZM150 199H153V200H156L155 201V203H157V201H158V207L159 208H161V211L162 212H165V213H160V209L158 208V207H156L157 206V204H155L154 206L155 207H153V208H151V206H153V205H149V203H151V204H153V202H150V201H152V200H150ZM169 199V200H168ZM180 199H182L181 200V204L182 203H184L183 204V206H181V204H180ZM183 199L186 201H183ZM186 199H188L189 200V202H188V200H186ZM5 202H4V201ZM78 200V201H77ZM83 200H84V202H83ZM106 200V199H105ZM116 200V199H115ZM118 200V199H117ZM120 200V199H119ZM179 200V201H178ZM191 200V201H190ZM11 201V202H10ZM31 201V202H32ZM33 201V202H34ZM35 201V202H36ZM65 201V202H64ZM82 201V202H81ZM88 201H90V202H88ZM133 201H135L134 203H135V205H133L132 206V204H131V202H133ZM139 201H141V202H139ZM172 200H170V202H171ZM175 201V202H174ZM2 202V203H1ZM3 202H4V205H5V207H4V205H3ZM6 202H7V204H6ZM18 202V201H17ZM32 202V203H33ZM61 202V203H60ZM64 202V203H63ZM67 202H68V204L70 205V207L68 206V204H67ZM78 202V203H77ZM93 202H95V203H93ZM106 202V201H105ZM106 202V203H107ZM114 202H116V201H114ZM123 202H124V200H123ZM178 202H179V204H178ZM8 203H12L13 204V206L16 208V209H14V208H12V205H9ZM24 203V204H25ZM60 203V204H59ZM64 204V206H65V203H66V206H67V208L69 207L70 208V210H68L67 208H66V206H65V208L63 207V205H61V204ZM80 203V204H79ZM85 203H87V207H89L90 208V210H88L87 208H86V205H85ZM92 203V204H91ZM96 203H99V204H96ZM119 203L120 202H118V205H119ZM133 203V204H134ZM178 205H180V209L177 207V204ZM187 203H188V206H187ZM2 204V205H1ZM15 204V205H14ZM25 204V205H26ZM44 204V205H43ZM79 204V206H78V210H77V205ZM81 204H83V205H81ZM91 204V205H90ZM94 204V205H93ZM138 204V205H137ZM26 205V206H27ZM34 205V206H33ZM40 205V206H39ZM43 205V206H42ZM47 205H49V206H47ZM58 205V206H57ZM120 205L122 206V204L120 203ZM130 205V206H129ZM139 205H141L140 207H139ZM186 205V206H185ZM192 205V207L193 206H195V207H193V208H195L196 209V212L193 210V213H191V211H190V213H191V215H190V213H189V215H188V211H187V209H190V208H188V207H190V206ZM2 206V207H1ZM8 206L11 208V209H8ZM36 206H38L39 208H37ZM52 206V207H51ZM54 206L56 207L55 209H58L59 210V207H61L62 208V210H59V211H61V214H64V216L66 215L67 216V218L70 216L69 214H71V212H72V214H71V218H70V221L68 220V219H66V221L68 222V224H67V226L65 227L64 226V220L63 221H61V219L62 218H60V215H59V218L57 217V216H55V215H58L59 213H56L55 214V211H53L54 210ZM82 206L83 207H85V210L87 209V211H86V213L87 212H89V211H94L93 213L95 214L96 212H98V214H93L92 212V215H90L89 216V214L90 213H88V218H86V219H89V221L87 220L86 222H89V224H90V222L92 223V224H90V225H88L86 222H85V219H84V217L82 216L83 215V213H80V215H79V212H81V210H82V212H83V209H82ZM91 206V207H90ZM111 208H110V207ZM125 206V207H126ZM132 206V207H131ZM168 208H167V207ZM19 207V206H18ZM46 207L47 208H49L48 210H50V209H52V211L51 212H49L47 209H46ZM58 207V208H57ZM81 207V208H80ZM115 208H118V207H116V205L114 206ZM45 208V209H44ZM60 208V209H61ZM93 208H94V210H93ZM98 208V210H96ZM104 208V207H103ZM106 208V207H105ZM104 208V209H105ZM120 208H122V207H120ZM155 208H158V209H155ZM19 209H21V208H19ZM66 211V213H64L63 211L64 210ZM81 209V210H80ZM99 209L101 210V211H99ZM114 209V208H113ZM119 209V208H118ZM118 209H116V210H118ZM123 209V208H122ZM125 209V208H124ZM140 209V210H139ZM159 210V211H156V212H158V213H160V215L158 214V213H156L155 212V214L152 212V211H154V210ZM185 209V210H184ZM15 210V211H14ZM22 210H24V209H22ZM78 211V215L80 216V217H83V218H80L79 216V218H78V220L77 219H75V217L77 216V211ZM80 210V211H79ZM115 210V209H114ZM114 210H112V213H113V211ZM130 210V209H129ZM129 210L126 212V210H124L126 213H127V215H126V217L125 218H120L121 220L122 219H126L127 217V219L126 220H128L129 221V219H130V222L131 223H134V221H135V218H134V220H133V222L131 221V218L133 219V215H132V211H131V213L129 212ZM135 210V209H134ZM134 210H133V213H134ZM139 210V211H138ZM141 210H143V212H141ZM151 210V211H150ZM166 210L168 211V213H166ZM191 210V209H190ZM38 211V210H37ZM70 211V212H69ZM120 211V210H119ZM122 211V210H121ZM122 212V213H125V212ZM147 211V212H146ZM148 211H150V212H148ZM183 211V212H182ZM22 212V211H21ZM32 212V211H31ZM63 212V213H62ZM102 212H104V214L102 213ZM151 212L155 215V216H153V214H151ZM187 214H186V213ZM15 213H17V212H15ZM30 213V212H29ZM34 213V212H33ZM39 213V215L41 214V212H38ZM37 213V214H38ZM49 213H53L52 215H50L51 216V218H52V220L54 221H52L51 220V218H49L50 216H49ZM69 213V214H68ZM86 213H85V211H84V215H86ZM100 213V214H99ZM116 213H117V211H116ZM119 213V212H118ZM125 213V214H126ZM149 213V214H148ZM172 213V218L170 219V217L168 218V216H171L170 214ZM195 213V214H194ZM42 214H43V212H42ZM82 214V215H81ZM103 214V215H102ZM111 214V213H110ZM125 214H124V216H125ZM162 214H163V216H162ZM165 214H167V216L165 215ZM45 215H46V212H45ZM112 215V214H111ZM120 215V214H119ZM119 215H117V216H119ZM131 215H132V217H131ZM148 215H151V216H153V217H155V221H154V223H153V221H152V219H153V217H151V218H149V216ZM174 215V216H173ZM43 216V215H42ZM55 216V217H54ZM87 216V215H86ZM95 217V216H97L96 218H93V217ZM121 216H122V214H121ZM146 216H148V217H146ZM167 218V220L165 219V217ZM16 217H18V218H20V219H18L17 220V218ZM46 217V216H45ZM108 217V216H107ZM135 217H137V216H135ZM164 217V218H163ZM40 218H41V216H40ZM55 220H54V219ZM77 218V217H76ZM114 218H117V217H114ZM141 218V217H140ZM182 218V219H181ZM16 219V220H15ZM27 219V218H26ZM29 219V218H28ZM32 219H35V218H32ZM57 219H59V221L57 220ZM81 219V220H80ZM142 219V220H143ZM168 219H170V220H168ZM181 219V220H180ZM82 220H84L83 222H82ZM117 220H119V217L117 218ZM116 220V221H117ZM124 220H122L123 222H125V224H127V221H124ZM138 220V219H137ZM61 221V222H60ZM74 221H77V222H79V224L77 223V222H74ZM86 226V225H88V227L86 226V228H83L82 226H81V222ZM114 221V220H113ZM44 222V221H43ZM60 222V223H59ZM63 222V223H62ZM70 222H73V223H70ZM97 222V221H96ZM105 222V223H106ZM119 222H121L120 220H119ZM118 222V223H119ZM123 222H121L122 224H123ZM130 222H129V227L131 228V225H130ZM23 223V222H22ZM75 223V224H74ZM76 223L78 224V225H76ZM110 223H109V226H110ZM153 223V224H152ZM1 224V225H2ZM10 224L8 225L10 228H12V226H10ZM28 224V223H27ZM61 224L63 225V226H61ZM65 224H66V222H65ZM82 224V225H83ZM136 224H137V226H139L140 227V225H138V223H137V221H136ZM17 225H18V227H17ZM37 225V224H36ZM60 225V226H59ZM75 225H76V227L77 226H81V227H79V229L81 228H83L84 230H87V229H89V227H90V229L87 231L88 233H86V232H84L83 233V230H82V232H81V230H77V228H75ZM83 225V226H84ZM96 225V224H95ZM104 225V224H103ZM128 225V224H127ZM135 225V224H134ZM150 225V226H151ZM97 226H98V224H97ZM116 226H117V224H116ZM115 226V229L117 228L118 230L120 229V227L119 226H117L116 227ZM123 227H124V224L122 225ZM142 226V225H141ZM25 227V226H24ZM62 227V228H61ZM64 227V228H63ZM99 227H100V225H99ZM105 227V226H104ZM108 227V226H107ZM126 227V226H125ZM138 227V228H139ZM1 228H2V230L3 231H5V229H4V227H1L0 226V230H1ZM14 228V227H13ZM21 228V227H20ZM60 228V229H59ZM75 230H74V229ZM94 229V231L96 230V231H99V230H101L102 232L100 233H98V234H100V241H99V236L96 234V231H95V234H96V238L95 237H92L93 236V234L91 233V230H92V232H93V229ZM134 228V227H133ZM140 228H142V227H140ZM34 229V228H33ZM37 229V228H36ZM50 229H52V230H50ZM103 229V228H102ZM123 229V228H122ZM121 229V230H122ZM126 229V231H127V227L125 228ZM132 229V228H131ZM153 229V230H152ZM157 229V230H156ZM45 230V229H44ZM54 230V231H53ZM77 230V231H76ZM104 230V229H103ZM134 230H137L138 232L140 231V230H138V229H135L134 228ZM3 231H0V232H3ZM75 232V233H73V232ZM80 231V232H79ZM90 231V232H89ZM109 231V230H108ZM115 231H117V230H115ZM123 231H125V230H122L121 232H123ZM20 232V231H19ZM50 232H48V233H50ZM56 232H57V234H56ZM63 232V233H62ZM71 232H72V234H71ZM113 232H114V230H113ZM129 232V231H128ZM130 232H131V230H130ZM129 232V233H130ZM132 232H133V230H132ZM5 233V232H4ZM22 233V232H21ZM58 233H59V235H58ZM60 233H62L63 235H65V236H63L64 237V239L62 240V238L63 237H61V235H60ZM85 234L86 233V235L88 234H90V235H92L91 236V238L92 239H90V237L88 236H86L85 238H86V241L84 240V242H83V237H84V235H81V234ZM118 233V232H117ZM140 233V232H139ZM8 234V233H7ZM38 234V233H37ZM57 236H56V235ZM110 234H111V231H110ZM116 234V233H115ZM126 234V233H125ZM137 234V233H136ZM27 235H28V233H27ZM39 235V234H38ZM73 235V236H72ZM82 236V238H81V236ZM108 235V236H107ZM118 235H115V236H118ZM30 236H31V234H30ZM46 236V237H47ZM52 236V237H51ZM76 236H77V238H76ZM79 236H80V238L82 239H80L79 240ZM95 236V235H94ZM120 236H121V239H120ZM125 237V239L124 238H122V237ZM7 237V236H6ZM9 237V236H8ZM24 237H25V235H24ZM28 237V236H27ZM13 238V237H12ZM42 238V237H41ZM56 238V239H57ZM94 238V239H93ZM6 239V238H5ZM30 239V238H29ZM28 239V241L27 242H29L30 240ZM40 239V238H39ZM38 239V240H39ZM44 239V238H43ZM87 239H90L91 241H93L92 243L90 242V245L89 246H87V248H84V243H87V242H89V240L87 241ZM96 239H98L97 241H94V240H96ZM102 239V240H101ZM10 240L11 239H9V242H10ZM24 240V239H23ZM26 240H27V238H26ZM64 241L62 244L64 245V244H66V245H62V246H59L58 247V243L59 244H61V242L62 241ZM71 240H73V239H71ZM126 240V241H125ZM70 241V240H69ZM74 241H76V240H74ZM80 241H82V245H81V243H80ZM2 242V241H1ZM4 242V241H3ZM19 242V241H18ZM26 242V243H27ZM36 241H34V242H32V243H35ZM67 242V243H66ZM72 242V241H71ZM98 242H100L99 244H97ZM8 243V242H7ZM48 243H46V244H48ZM4 245H5V243H3ZM3 244H1V249H2V251L1 252H3V254H1L0 253V256L1 257H6L7 256V254L5 255L4 254V250H5V253L6 252H8V250H6V248H3L2 247V245ZM10 244V243H9ZM70 244V247H74L73 246V244L72 243H69ZM74 244H75V242H74ZM84 244V245H83ZM89 244V243H88ZM11 245H13V244H11ZM72 245V246H71ZM76 245V247H75V251H77V248H78V250H80L81 249V247L80 246H77ZM6 246H7V244H6ZM9 246V245H8ZM8 246H7V248H8ZM25 246V247H26ZM5 247V246H4ZM62 247V248H61ZM64 247V248H63ZM66 247V248H65ZM69 247V246H68ZM80 247V248H79ZM85 247H86V245H85ZM9 248H10V246H9ZM19 248V247H18ZM45 248H46V250H48V251H46L45 250ZM58 248V249H57ZM15 249H16V247H15ZM60 249V250H59ZM71 249V248H70ZM82 249L80 250L81 251V253H82ZM13 250V249H12ZM12 250L10 249V251H11V257H9V258H14L12 261L13 262H15V263H13V264H16L17 263V259H15L16 257H18V256H14V254H16L17 253V251L16 250H14L15 251V253L14 252H12ZM33 250L35 251L34 253H33ZM9 251V252H10ZM23 251H26V252H23ZM79 251V252H80ZM41 252H43L42 254H41ZM17 253V254H18ZM50 255H49V254ZM76 253V252H75ZM74 253V254H75ZM21 254H20V256H21ZM30 254V253H29ZM34 254V255H33ZM39 254H41V255H39ZM9 255V254H8ZM52 255V256H51ZM72 255V256H71ZM76 255H81L80 253H78V251H77V253H76ZM27 256H30L29 258H27ZM86 256V257H85ZM0 257V258H1ZM71 257L73 258V260H71ZM82 257V256H81ZM21 258V257H20ZM23 257H22V259H19V261L20 260H22L23 261V259H24ZM80 258V257H79ZM6 259V258H5ZM5 259H4V264H6V262H8L7 264H12V262L10 261V260H8V258L6 259V261H5ZM3 259L1 258L0 259V263L1 264H3L2 261ZM8 260V261H7ZM16 260V261H15ZM76 260V259H75ZM75 260H74V263L73 264H75L76 262H75ZM10 261V262H9ZM31 261V262H30ZM84 261V262H83ZM30 262V263H29ZM23 262H20V264H22ZM79 263V262H78ZM18 264V263H17Z\"/></svg>","mask_w":264,"mask_h":264},{"label":"rangeland","instance_id":"rangeland-1","mask_svg":"<svg viewBox=\"0 0 264 264\" xmlns=\"http://www.w3.org/2000/svg\"><path fill=\"white\" fill-rule=\"evenodd\" d=\"M14 1H15L14 3H16V5H18V4H17L18 2H19V3L21 2L20 0H18V1H17V0H14ZM31 1H33V0H31ZM37 1H39V5H40V2L43 3V5L45 4V6H46L45 8H47V9H48V7L50 8V7H55V6H56L55 9L52 10V13H53V12L56 13V16H57V19H58L57 21H59V19L62 18V19H61V22L66 21V22H65V24H66L67 21H69L70 19H71V20H74V19L72 18L73 16L71 17V14L74 15V18L77 17V18L79 19V20H78V19L76 20V21L78 22V24H76L77 22H75V20H74L75 24H74L73 26H72V24H71L73 21L70 22V24L67 23L66 26H65V24H64L65 28H68L67 26H69V25H71L69 28H72V32H71V29H67V30H69L68 33H67L68 37L65 36V33H66L67 30H66V31H63V32H65V33L61 32L63 29H62L60 32H58L59 28H58V30L56 31V30L53 28V27H55V26H53L54 24L52 25L53 27H51V28H53V29H51V28H50V26H51L50 24H52L53 22L51 23V22H50V19H49V22L47 21L48 23H50L49 25H47L48 23H47V24L45 23L46 26H49L50 29H49V28H48V29H49V31L51 30V35L54 36V38H57L58 36L61 37L62 39L64 38V39L62 40L61 38L59 39V37H58V39H59V43H58V41H57L58 39H55L57 42L54 43V48H53V47H50L51 50H52V49L54 50V51H53L54 53L51 52L50 55H48V56L51 57V54H53L54 56H52V57H56V59H57V53H56L57 50L55 49V47H57L58 44H59V46H58V50H59V48H60V51H61V52L68 53V52L71 50L72 52L77 53V52H75V51L77 50V51H80V53L82 54V55H81L80 53H78V55L80 54V55L83 56L84 58H85V54L87 55L86 57H88L89 54L91 55L92 51L94 50L93 47H94L95 45L97 46V44L94 45L95 41H97L99 37H102L101 35H99V37H98V33L101 31V28H102L103 26H102L101 28H100L101 25H99V27H98V26L96 27V25H97V23L100 21V19H99V21L97 20V21H98L97 23L95 22L96 19L94 20V22H93L92 24H95V25H91V24H90L91 21H92V19H94V15H93V14L96 13V14L99 15V13H98L99 11H100V13H101V10L97 11V9H98V8L100 9V7H101V6H100V7L97 6V5H100V2L98 3L96 0H77V1H76V0H37ZM37 1H35V0L33 1L34 5L37 4ZM110 1H111V2L113 1V3L110 4L111 6H112V5H113V6H112L111 8L105 7V6H108V4H106L105 6H103V9H104V8H108V9H107V11L103 10L104 12H102V14H100V15H103V13L106 12V14L104 15V16H105L104 18H105V21H108L109 18H106V16H109L108 14L110 13V14H111V15H110V18H111L112 20L114 19V21H115V20L118 19V22H121V24H122V23H125V22L127 21V19H130V21L132 20V17L129 18V16L132 15V11L130 12L131 14L128 13V12L130 11V9L132 10V8L134 9V7L136 8V7L140 6V4H139V5L136 4L137 6H135V5L132 6V5H131V8H129V7H130V6H129V3H130V4H133V3H141V2L144 3L146 0H145V1H143V0H133V3H132V0H126V1H125V0H124V1H123V0H122V1L119 0L118 2H119V4H120V2H121V5H122V6L118 4L117 0H116V1H114V0H109L108 2L111 3ZM204 1L206 2V5H205V2H203V4H202V5L204 6V8H206L207 10L210 9V8H207V5H208L207 3H210L211 0H210V1H209V0H207V1L204 0ZM217 1L219 2L218 4H217L216 0H212V1H211L213 4L210 3V6H211V9H212V10H213L212 7H214V11H215V12L213 13V14H214V17L211 16V13H210V16H209V15H208V14H209L208 12L200 10V7H202V5H200L199 8L196 9V11H195V10L192 11V12H194V13H198V12H199V13H204V12H205V14H204L205 17H204V18H206V19L201 18L200 20H204V22H205V24H204V25H205V29L209 26V27H208L209 29L207 28V31L209 30V32H206V30H205V31H202V32H204V33L206 32V33H205L206 36L204 35V38L207 39V40H205V41H206V44H205V45L207 46V47H206L207 50L205 49V52L207 51V56H205V55H203V54L201 53V54H202V55L200 54L201 56L199 55V56H197V57L195 58V61H196V62L194 61V64H196V66H197L198 68H200V69H202V70L204 69L205 71H206V70H210V69H211V70L214 69V71H216V70H218L219 67H218V68H215V65H214V64L217 63L218 65H220V62H222L221 60L225 59V57L228 58L230 55H233V54H234V56H233V57H234V58H233V61H235V62H234V67H235V69H236L237 67L240 68V69H237V71H240V72H243V71L245 72V71H246V72H248L249 70H252V69H253V64H255V60L257 59L256 57H259L260 61L262 60L261 63L263 64V63H264V33H263V32H264V26H263V25H264V0H262V1H261V0H259V1H258V0H256V1H254V0H251V1H250V0H238V1H236V0H235L236 2H235L234 0H227V1L225 0V2H224V0H217ZM228 1H229V2H228ZM240 1H241V2H240ZM246 1H247V2H246ZM23 2H24V0H23ZM23 2H22V3H23ZM27 2H28V0H27ZM27 2H26V3H27ZM35 2H36V3H35ZM114 2H115V4H114ZM123 2H124V3H123ZM182 2H183V1H182ZM221 2H224V4H221ZM232 2H233L234 4H233ZM11 3H12V1L9 2V0H0V16H1V17H0V25H1V22H4L3 20H5L6 23L8 22L7 26H6V24H3L2 26H0V30H2V31H0V33L4 32V34L2 35L3 37H2V36L0 37V66H1V67H0V74L3 73V74H4V77H5V78L2 79V81H1V78H0V84H1V85H0V111H1V112H0V146L3 145V143H5V146H3V148H4V147H7L6 145L9 144V145H8V146H9V147H8L9 150H10V151H11V150L13 151V150L16 148V146H15V148L13 147L14 149H12L11 146H13L12 143H14V140L16 139V135H17L16 133H19V134H20V132H19L20 130L18 131L17 128H18L19 125H20L19 123H21L20 120H22V119H18V118H19V115H18V117H17V119H16V116H17L16 114L19 113V112H17V111H18V110L20 111L21 108L18 109V110L15 109V108L17 107V104H16V103H13L14 105L16 104V106H13V108H10V107H9V106L12 107V104H10V102H9V101H10V100H9V99H10V97H9L10 93H8V92H11V91L8 90V83L11 82L10 80L12 79L13 74H12V76H11V75L9 76V77H11V78L7 77L11 72H10V73L7 72V74H6V76H5V73H4V72H5V68H6V67L8 68L9 64L6 65V64L8 63V59L5 58L4 56H6V55L9 56V55H10L11 58L14 59V61L17 60V61H15V62H13L12 59H10V60L13 62V64L15 63V64H14V68H15V67L17 68V69H15V70L18 71V70H22V69H23L22 71H18V74H20V72L23 74V72H24L23 75H25V72L27 73L28 66L31 67V64H33L34 61H36V60L33 61V59H35V58L37 57V55L39 56V53H40V56H42V55H41V50H40V49H39V50L37 49L38 51H40L39 53H37L38 51L35 52V50H36L35 48H34V50H33L32 47H30L31 42H30V44H29V40L32 38L31 41H32V44L34 45V47H36V46L38 45V44H37V41H35L34 38H33L31 35H34L35 37H36V36H37V37H40V36H41V35H39V31L37 30L38 28L36 29V27H37L38 25H40V24H38V25L36 26V25H35L36 23H35V24L33 25L34 28L36 29L35 31H34V30H33V31L31 30V27H32V26H30V24H28V23H27V24H28V26H29L30 28L26 27L27 25L24 24V22H25L26 19L24 20V17H23V20H24V21H21V20L18 21V18H19V17H18V14H19V11H18V10H19L20 8H21V9L23 8L22 5L19 4V6H18L19 8H18L17 6H15V8H16L15 10H16V11L13 10L14 13H12L13 11H10V10L13 9V7H12L13 4H12L11 9H10V5H11ZM22 3H21V4H22ZM94 3H97V4H94ZM122 3H123V4H122ZM183 3H185V2H183ZM183 3H181V5H182ZM236 3H237V4H236ZM255 3H256V4H255ZM23 4H25V2H24ZM30 4H31V2L26 4V5H28V6H26V5H24V6H25V8L27 7V8H26V11L29 10L28 13H29L30 11H31V12H30L29 14H26V11H24V12H22V13H24V14H26V15H29L28 17H30V15H31V18H32L33 20L27 18L28 20H31V21H34V22H38V23H40L38 20H39V19H42V18L44 17V15H43V17H41V16H42V14H44L45 12L42 11L43 13L41 14V11H40L41 8H40L39 10H38V9H37V10H36V9L34 10V8H33L34 5L31 6ZM50 4H51V5H50ZM174 4H175V3H174ZM179 4H180V3H179ZM186 4H187V3H186ZM240 4H241V5H240ZM250 4H251V6H250ZM253 4H254V5H253ZM261 4H262V5H261ZM114 5H115V6H114ZM123 5H125V8H126V9H124V6H123ZM141 5H142V3H141ZM220 5H221L222 7H220ZM234 5H236V6H234ZM20 6H21V7H20ZM37 6H38V5H37ZM47 6H48V7H47ZM128 6H129V7H128ZM175 6H176V5H175ZM223 6H224V7H223ZM254 6H255V7H254ZM28 7H29V8H28ZM31 7L33 8L32 10H31ZM40 7H42V6H40ZM57 7H58V8H57ZM88 7H89V8H88ZM90 7H91V8H90ZM109 7H110V6H109ZM120 7H121V8H120ZM173 7H174V6H173ZM176 7H177V9H178V8H180V9L182 8V7H178V6H176ZM219 7H220V8H219ZM225 7H226V8H225ZM17 8H18V10H17ZM25 8H24V9H25ZM38 8H39V6H38ZM42 8H43V7H42ZM45 8H44V9H45ZM95 8H97V9L95 10V13H94V9H95ZM128 8H129V9H128ZM228 8H229V9H228ZM230 8H231V9H230ZM238 8H239V9H238ZM253 8H254V9H253ZM52 9H53V8H52ZM62 9H64L65 11L62 10ZM82 9H84V10H82ZM87 9H89L90 11L87 10ZM91 9H92V10H91ZM101 9H102V8H101ZM118 9H119V10H118ZM175 9H176V8H175ZM180 9H179V10H180ZM183 9H186V8H183ZM201 9H202V8H201ZM215 9H216V10H215ZM241 9H242V10H241ZM6 10H7V11H6ZM50 10H51V9H50ZM55 10H58V11H55ZM81 10H82V11H81ZM120 10H121V11H120ZM125 10H126V11H125ZM181 10H182V9H181ZM187 10H188V9H187ZM187 10H186V11H187ZM197 10H198V11H197ZM203 10H204V9H203ZM245 10H246V12L244 13ZM255 10H256V11H255ZM3 11L5 12L6 15L3 14ZM17 11H18V12H17ZM33 11H34V14H33ZM45 11H46V10H45ZM47 11H49V9H48ZM47 11H46V12H47ZM59 11H61L62 14H59ZM86 11H87V12L89 11V12H88V13H89L88 15L91 16V18H90L91 21H90V22H89L90 19L88 20V22H87V20H86V19H88V18L86 17L87 14H86V16H84V13H85ZM135 11H136V10H135ZM161 11H162V10H160L159 13H158V15H157V16H158V17H157L158 19L156 18L157 21H156V20H155V21H154V20L151 21L152 24H151V23H148L149 26L147 25V26H145V28H143L142 31L137 32V36H136L137 38H134V37H135V34H134V37H133V35H132L133 38L130 36L132 39H128V38L126 37V38H127V41H125L126 38L124 37V34L126 33V32H124V31L127 29V26H126L125 28H123V29H125V30H123L122 27H124V26L127 25L128 23L125 24L124 26H123V25L121 26V25H119L120 23H119V24H115L116 21L114 22V21L111 20L113 23H112L111 21H110V22H111L113 25H114V24H115L116 26L119 25V26H117L116 28L108 29L109 32L107 31V28H108V27L106 28L105 31H106L107 33H109V34H110V33L112 34V35H109V36L111 37V40H110L109 42H108L109 38H108V40H106V38H107L106 35H108V34L105 33V34H102V35H104V37L106 36L104 40H106V41L110 44V46H109L110 48L112 47L110 50H115V51H116V52H114V51L111 52L112 54H113V52H114L115 55H114V54L112 55V54L109 52L108 55H110V57L107 56V53H106V52L103 53L104 49H107V48H102L103 51H101V52H102V54H103V55H102L103 57H100L101 55L98 56V54H99L100 51L98 50V52H96L97 50H94V51H95V55H96V53H97L96 56H98L99 58H102V59H99L98 57H96V56L94 55V57L98 58V60L95 58L97 61H96L95 59H94V61H93V58H94L93 56H91V57H92V58H91L92 60L88 57V59L91 60V61H90V60L87 59L88 61H90V62L87 61L88 64H89V65L92 64V66H93V63H91L92 61L94 62V64H95L96 62L101 63L102 60H104L105 58L108 59V57H109V59H108L109 61L112 59V60L110 61V64L112 65V64H114L115 62H117V63H116L117 66H116V67H118V62H121V61H122V59L120 58L121 53H122V56H121V57H122V58H126V57L128 56V52H127V51H128V50H127L128 48H129L130 50H132V48L135 49V50L137 49V51H139V53H141L140 51L143 52V51L145 50L143 54H145V52H146V53H149V54L152 56V57H151V56H149V54H148V56L151 57V59H152V58H153V59L155 58V60H156L157 58H159L158 56H160V55H161L160 52H162L161 49H164V48H163L164 46H165V48H166V45H167V44L165 43V42H166V39H167L166 37H168V41H167V43H168L169 40H171V39H172V41H173V38H172V35H171L172 33H171V34L169 33L170 31H171V32H174V31H172L171 29L173 28V30H174V28H175V32H177V30H179L181 27H182L181 29H183V28L186 27V25H184V26H185V27H184V26H181V24H179V23H181V22H180L181 17H179V16H180L181 14L183 15V11H182V12L180 11V13H179V11H178V16H177V17H176L174 14H172L174 17H173V16H169V17H173L174 20L171 19V21H172V20H173V22L175 21V22H176V23L174 22L175 25H173V22H171V21L169 20V17H168V16H167L168 20H167V18H166L167 13H169V12H168L167 10H164V11L167 12V13L165 14V12H161ZM175 11H176V10H175ZM223 11H224V12H223ZM226 11H227L228 13H227ZM232 11H233L234 13H233ZM236 11H237V12H236ZM8 12H9V13H8ZM15 12H16L17 14H16ZM50 12H51V11H50ZM63 12H64V13H63ZM80 12H81V13H80ZM107 12H109V13L107 14ZM133 12H134V10H133ZM170 12L173 13L174 11L172 12V9H170ZM187 12L189 13V12H191V11H187ZM249 12H250V13H249ZM20 13H21V12H20ZM22 13H21V14H22ZM38 13H39V14H38ZM54 13H53V16H52V14H50L51 17H50V15H48V16H49L50 18H53L54 15H55ZM74 13L76 14V17H75V14H74ZM90 13H91V14H90ZM125 13H126V14L128 13L127 15H129V16H126L127 18L125 17V15H126ZM175 13H176V12H175ZM254 13H255L257 16H255ZM7 14H9V15H7ZM11 14H12V15H11ZM14 14H15V15H14ZM21 14H19V16H20ZM36 14H37V15H36ZM40 14H41V16H40ZM47 14H49V13H47ZM65 14H67V15L69 14V15H68L69 18H70L69 20H68V16H67V19L64 18V20H63V16H65ZM124 14H125V15H124ZM179 14H180V15H179ZM190 14H191V13H190ZM190 14H188V15H190ZM219 14H220V15H219ZM223 14H224V15H223ZM251 14L254 15V17H252ZM58 15H60V16H58ZM169 15H170V14H169ZM215 15H217V16H215ZM262 15H263V16H262ZM14 16H17V21H18V22H16L17 24L14 23L16 20L13 22L14 18H16V17H14ZM22 16H23V14H22ZM22 16H21V18H22ZM46 16H47V15H45V17H46ZM61 16H62V17H61ZM95 16H96V15H95ZM122 16H124V17H122ZM159 16H160V17H159ZM163 16H164V17H163ZM183 16H184V15H183ZM185 16H186V15H185ZM4 17H5V18H4ZM10 17H12V18H10ZM26 17H27V16H25V18H26ZM92 17H93V18H92ZM97 17H98V16H96V18H97ZM101 17H102V16H101ZM133 17H134V16H133ZM186 17H187V16H186ZM211 17H212V18H211ZM260 17H261V18H260ZM262 17H263V18H262ZM8 18H9L10 20H8ZM85 18H86V19H85ZM122 18H123V19L125 18L126 21L124 22V20H121ZM47 19H48V17H46V20H47ZM55 19H56V18H55ZM82 19H83V20H82ZM107 19H108V20H107ZM133 19H134V18H133ZM178 19H179V20H178ZM256 19H257V20H256ZM28 20H27V21H28ZM36 20H37V21H36ZM42 20L44 21L45 19H42ZM51 20L53 21L54 19H51ZM62 20H63V21H62ZM80 20L83 22L82 25H81ZM135 20H136V18H135ZM165 20H166V21H165ZM176 20H177V21H176ZM206 20H207V22H206ZM215 20H216V21H215ZM20 21L23 22V24H22ZM31 21H30V22H31ZM43 21H42V22H43ZM130 21H129V22H130ZM169 21H170L171 23H169ZM183 21H185L184 18H183ZM183 21H182V22H183ZM217 21H218V22H217ZM10 22H11V23H10ZM30 22H29V23H30ZM44 22H45V21H44ZM44 22H43V23H44ZM110 22H107V24L110 23ZM118 22H117V23H118ZM131 22H132V23H133V22L135 23V21H133V20H132ZM155 22H156V23H155ZM157 22H158V25H157ZM185 22H187V19H186ZM256 22H257V23H256ZM4 23H5V22H4ZM19 23H21L20 25H24V27L26 28V32L31 31L30 34H29V32L26 33V34H24V33L21 31L22 34L26 35V37H27V36L31 37V38H26V39H25V40H28V39H29V40L27 41L28 44H26L25 42H23L22 45H18L19 43H22V41H24V39H22V41H21V39H20V35H19L20 33H19V34H18V33L15 34V33L18 32V31H20V30H22V29H23V31H25L24 28H21L22 26L20 27V30L18 29V28H19L18 26H20ZM58 23H59V22H58ZM111 23L109 24V28L111 27V26H110ZM132 23H131V26L134 25V24H132ZM165 23H169V24H171V26H173V27H171V29L169 30L170 27L167 28V25H169V24L166 25ZM243 23H244V24H243ZM12 24H13V25H12ZM45 24H44V25H45ZM68 24H69V25H68ZM88 24H89L88 27H90L92 30H89L90 28H87V25H88ZM98 24H99V23H98ZM101 24H104V20L102 21ZM107 24H105V25H107ZM164 24H165V27H164ZM176 24H178V25H176ZM182 24H183V23H182ZM186 24H187V23H186ZM208 24H209V25H208ZM219 24H220V25H219ZM8 25H9V26H8ZM17 25H18V26H17ZM44 25H42V27H44ZM58 25H59V24H58ZM115 25H114V26H115ZM151 25H152V26H151ZM198 25H199V24H198ZM257 25H258L259 27H258ZM3 26H6L5 28L10 27L9 30L12 31V32H7L6 29H5V31H6L7 34L10 33V34H8V35H7V34L5 35L4 28L1 29V27H3ZM56 26H57V25H56ZM64 26H63L62 28H64ZM78 26H79V27H78ZM107 26H108V25H107ZM114 26H112V27H114ZM154 26H155V27H154ZM199 26H200V25H199ZM17 27H18V28H17ZM42 27H40V28H42ZM73 27H74V28H73ZM84 27H86V28H84ZM92 27H93V28H92ZM95 27H96V29H95ZM120 27H121V28H120ZM148 27H149V28H148ZM153 27H154V28H153ZM179 27H180V28H179ZM212 27H213V29H212ZM11 28H12L13 30H17V29H18V31H15V33H14L13 30H12ZM98 28H99V29H98ZM128 28H129V27H128ZM151 28H152V29H151ZM199 28H200V27H199ZM259 28H260V29H259ZM27 29H28V31H27ZM32 29H33V28H32ZM43 29H44V28H42V30H43ZM46 29H47V27H46ZM60 29H61V27H60ZM73 29H74V30H73ZM85 29H86V30L88 29V30L86 31ZM94 29H95V30H94ZM102 29H105V27L102 28ZM116 29H117V30H116ZM131 29H132V28L130 27L129 30H131ZM147 29H148V31H147ZM176 29H177V30H176ZM210 29H211L212 31H211ZM40 30H41V29H40ZM42 30H41V31H42ZM96 30L99 31L97 34L95 33ZM111 30H112V31H111ZM121 30H122V31H121ZM129 30H128V31H129ZM167 30H169V32H167ZM262 30H263V32H261ZM43 31H44V30H43ZM43 31H42V32H43ZM52 31H54L55 34L58 32V35H57V34L54 35V34L52 33ZM91 31H92V32H91ZM94 31H95V32H94ZM105 31L103 30V32H105ZM115 31H116V32H115ZM126 31H127V30H126ZM32 32H34V33L37 32V33L34 34V33H32ZM80 32H81V34H80ZM117 32H118V33H117ZM147 32H148V33H147ZM13 33H14L15 35H19V36H18V39H19V41H21V42H19V43L17 44L19 47L16 46V45H14V44H16V43H14V42H15V41L18 42V41H17V36L15 37ZM43 33H47V32L44 31ZM43 33H42V34H43ZM48 33H50V32H48ZM60 33H61V34H60ZM69 33H70V34H69ZM75 33H76V34H75ZM84 33H85V34H84ZM89 33H92L93 37H95V39L93 38V42H94L93 45H94V46H92V47H91V43H89V42H91L92 38H89V36H87ZM101 33H102V32H101ZM127 33H128V32H127ZM131 33H133V32H131ZM141 33H142V34H141ZM207 33H208V34H207ZM27 34H28V35H27ZM63 34H64V36H63ZM71 34H72V36H71ZM73 34H74V35H73ZM178 34H179V33H177V35H176V34H173V37L175 38L176 36H177V37L179 36L178 39L175 38V41L177 42V41L180 39L178 43H180V41H181V43H182V39L184 38V37L182 38V35H183V34L181 35V38H180V34H181V33H180L179 35H178ZM24 35H21V37L24 36ZM38 35H39V36H38ZM69 35H70V36H69ZM75 35H76V36H75ZM84 35H85V36H84ZM92 35H91V37H92ZM94 35H95V36H94ZM167 35H168V36H167ZM175 35H176V36H175ZM4 36H6V37H4ZM7 36H8V37H7ZM11 36H12V40H9V39H11ZM42 36H43V35H42ZM42 36H41V37H42ZM56 36H57V37H56ZM81 36H82V37H81ZM83 36H84V37H83ZM109 36H108V37H109ZM126 36H127V34H126ZM170 36H171V37H170ZM9 37H10V38H9ZM13 37L15 38V40H13V39H14ZM87 37H88V41H87ZM104 37H103V38H104ZM128 37H129V35H128ZM234 37H235V38H234ZM5 38H6V39H5ZM23 38H25V37H23ZM69 38H70V39H69ZM124 38H125V39H124ZM221 38H222V39H221ZM224 38H225V39H224ZM35 39H36V38H35ZM76 39H77V40H76ZM84 39H86V40H84ZM208 39H209V40H208ZM215 39H216V40H215ZM217 39H219V40H217ZM230 39H231V40H230ZM36 40H38V39H36ZM53 40H54V39H53ZM60 40H62L61 42L64 41V42H63L64 44L62 43V45H63V48H62V49H61L62 45L60 46V44H61ZM65 40H66V41H65ZM89 40H90V41H89ZM129 40H130V41H129ZM187 40L189 41V39H187ZM187 40H186V41H187ZM4 41H5L6 43H4ZM13 41H14V42H13ZM33 41L36 42L37 45H36ZM39 41H41V40L39 39ZM77 41H78V42H77ZM79 41H80V42H79ZM85 41H86V42H85ZM99 41L104 42V43L106 42V41H102L101 38H99ZM122 41H123V42H122ZM128 41H129L130 44H128ZM175 41H174V42H175ZM41 42H42V41H41ZM50 42H51V44H50L49 42H48L49 44L46 43V44H48V45H47V48H48L49 45H51V46L53 45V44H52V41H50ZM74 42H75V43H74ZM97 42H98V41H97ZM125 42H127L128 45H127ZM176 42H175V43H176ZM201 42H203V41H201ZM214 42H215V43H214ZM10 43H11V45H10ZM24 43H25V44H24ZM39 43H40V42H39ZM42 43H43V42H42ZM42 43L39 44V46H40L39 48L42 47V46H41ZM65 43H66V44H65ZM71 43H72V44H71ZM76 43H77V44H76ZM84 43H86L87 46L84 45ZM98 43H99V42H98ZM122 43H123V44H122ZM169 43H170V42H169ZM171 43H172V42H171ZM203 43H204V42H203ZM203 43H200V44H203ZM208 43H209V44H208ZM46 44L44 45V43H43L44 46H46ZM55 44H56V45H55ZM101 44H102V43L98 44V46H100ZM125 44H126V45H125ZM214 44H215V45H214ZM221 44H222V45H221ZM231 44H233V45H231ZM26 45H29V46H26ZM33 45H32V46H33ZM64 45H65V46H64ZM66 45H67V46L69 45V46H68L69 48H68ZM71 45L73 46V48H72ZM75 45H76V46H75ZM104 45H105V44H104ZM129 45H130V46L132 45L133 47L130 48ZM10 46H12V47H13V46H16V47H18V48H17V49H16V48H15V49H12V47H10ZM22 46L24 47V50H22V48H23ZM70 46H71V48H70ZM80 46H81V47L84 46V47L81 48ZM96 46H95V47H96ZM98 46H97V47H98ZM107 46H108V44L106 43V46H105V47H107ZM122 46H125V47H123L124 50H123ZM230 46H231V47H230ZM232 46H233V47H232ZM20 47H21V48H20ZM25 47H26V48H25ZM85 47H86V48H85ZM103 47H104V46H103ZM136 47H138V48H136ZM203 47H204V44H203ZM203 47H202L201 50H203ZM218 47H219V48H218ZM228 47H229V48H228ZM6 48H7V49H6ZM8 48L11 50V53H10V51H8V50H9ZM13 48H14V47H13ZM29 48H30V49H29ZM36 48H38V47H36ZM44 48H45V47H42V48H41L42 51H45ZM50 48H49V49H50ZM65 48L68 49V52H66V51H62V50H66ZM74 48H76V49H74ZM78 48H81V50H79ZM87 48H88V49H87ZM90 48H91V49H90ZM92 48H93V49H92ZM114 48H115V49H114ZM139 48H140V49H139ZM204 48H205V47H204ZM230 48H231V49H230ZM43 49H44V50H43ZM49 49H48V50H49ZM121 49L123 50L122 52H121ZM125 49H126V52H125ZM138 49H139V50H138ZM208 49H209V50H208ZM218 49H219V50H218ZM233 49H234V50H233ZM30 50H31V51H30ZM83 50H84V51H83ZM107 50L109 51V49H107ZM32 51H33V52H32ZM60 51H59V52H60ZM71 51H70L69 53H72ZM86 51H87V52H86ZM90 51H91V52H90ZM94 51H93V52H94ZM211 51H212V53H211ZM237 51H238V52H237ZM59 52H58V53H59ZM61 52H60V54H61ZM82 52H83V53H82ZM235 52H236V53H235ZM2 53H3V54H2ZM5 53H6V54H5ZM9 53H10V54H9ZM34 53H37V55L34 54ZM43 53H44V52H42V54H43ZM46 53H47V49H46L45 54H46ZM48 53H49V51H48ZM48 53H47V54H48ZM69 53H68V54H69ZM84 53H85V54H84ZM116 53H119V54H116ZM125 53H126V57L124 56ZM228 53H229V56H227ZM243 53H244V54H243ZM68 54H67V55H64V57L61 56L62 54H61V55H58V58L61 56V57L64 59L66 56H68ZM93 54H94V53H92V55H93ZM100 54H101V53H100ZM159 54H160V55H159ZM224 54H225V55H224ZM241 54H242V55H241ZM35 55H36V57H35ZM70 55H71V54H70ZM70 55H69L68 61L65 62V60H67V57L64 59V62H65L64 65L68 62V63L66 64L67 68L69 69V67L71 66L70 68H74L75 71L77 72L76 69H77V68H80L81 63H80L79 60H76V62L79 61L78 63H80V65H79L78 67L75 68V67H74L75 65H73V64H72V61H71V60L74 61V59H71V60H70ZM104 55H105V56H104ZM71 56H72V55H71ZM202 56H203V57H202ZM204 56H205V57H204ZM208 56H210V57H209V58H206V57H208ZM222 56H223V58H222ZM236 56H237V58H235ZM31 57H32V58H31ZM33 57H34V58H33ZM42 57H43V56H42ZM61 57H60L59 59L63 60ZM111 57H112V58H111ZM200 57H202V58H200ZM9 58H10V57H9ZM38 58H39V57H38ZM43 58H44V57H43ZM43 58H42V59H43ZM46 58H47V57H45V59H46ZM127 58H128V57H127ZM210 58H212V59H210ZM221 58H222V59H221ZM255 58H256V59H255ZM261 58H262V59H261ZM3 59H4V60H3ZM42 59H41V60H42ZM218 59L220 60V62H219ZM234 59H236V60H234ZM253 59H254V60H253ZM37 60H39V59H37ZM43 60H44V59H43ZM100 60H101V62H100ZM108 60H107V63L109 62ZM116 60H117V61H116ZM119 60H120V61H119ZM217 60H218V61H217ZM5 61L7 62L6 64H4ZM55 61H56V60H55ZM57 61H59V60H57ZM57 61H56V63H58ZM105 61H106V60H105ZM126 61H127V60H126ZM126 61H125V63H127ZM253 61H254V63H253ZM1 62H2V63H1ZM12 62H11V64H12ZM16 62H17V64H16ZM31 62H33V63H31ZM40 62H41V61H40ZM42 62H43V61H42ZM53 62H54V61H53ZM59 62L63 63V61H59ZM123 62H124V61H123ZM218 62H219V63H218ZM9 63H10V62H9ZM18 63H19V64H18ZM30 63H31V64H30ZM36 63H37V62H36ZM50 63H51V61H50ZM50 63H49V64H50ZM74 63H75V62H74ZM78 63H77V64H78ZM99 63H96V64H95V65H96L95 67H97V64H99ZM104 63H105V62H104ZM104 63L102 62L103 65H104ZM2 64H3V66H2ZM13 64H12V65H13ZM58 64H59V63H58ZM70 64H71V65H70ZM119 64H123V63L121 62V63H119ZM236 64H237V65H236ZM5 65H6V66H5ZM15 65H16V66H15ZM35 65L38 66V63H37V64H34V66H35ZM39 65H40V64H39ZM42 65H43V64H42ZM42 65H41V66H42ZM53 65H56V64L54 63ZM53 65H52V64H51V65H47V67L49 66L48 68L52 69L51 67H52ZM68 65H69V66H68ZM218 65H217V66H218ZM10 66H11V65H10ZM41 66H40V67H41ZM66 66H65V67H66ZM92 66H91V67H92ZM105 66H108V65L105 64ZM113 66H115V64H114ZM123 66H124L123 68L127 69V68H126L127 65L125 66V65L123 64ZM213 66H214V68H213ZM217 66H216V67H217ZM2 67H3V71H4V72H2ZM19 67H20V68H19ZM26 67H27V68H26ZM30 67H29V69H30ZM65 67H64V68H65ZM95 67H92V68H93V71H94ZM251 67H252V68H251ZM255 67H256V66L254 65V68H255ZM7 68H6V69H7ZM25 68H26V69H25ZM32 68H33V67H32ZM34 68H35V67H34ZM34 68L32 69V71L34 70ZM37 68H39V66H38ZM37 68H36V70H37ZM48 68H47L48 71H47V70L45 71V69L43 70V71H45V73L47 72V73H46L47 75H48V72H50V70H49ZM53 68L56 69V68H58V67H57V66H55V67L53 66ZM97 68H98V67H97ZM97 68H96V71H97ZM102 68H103V67H102ZM105 68H106V67H105ZM108 68H109V70H111L112 66H110V67L108 66ZM113 68H114V67H113ZM113 68H112V71H113ZM118 68H119V67H118ZM120 68H121V67H120ZM10 69L12 70L11 67H10ZM10 69H9V71H11ZM24 69H25V71H24ZM42 69H43V67H41V70H42ZM55 69H53V70H55ZM68 69L65 68V70H67V72H68V71H71V72H72V69H69V70H68ZM74 69H73V70H74ZM98 69H99V68H98ZM116 69H117V68H116ZM116 69L114 68V70H116ZM241 69H242L243 71H241ZM56 70H57V69H56ZM56 70H55V71H56ZM79 70H80V69H78V76H79V73L81 74V71H79ZM103 70H104V68L102 69V72H103ZM105 70H106V71H105ZM105 70H104V71H105V72H104V76L107 78V80H108V76L105 75V73H106V74H110V75H109V79H110V80H108L107 83H108V84H109L110 82L113 83V81H111V78H112V77H110V76H111V72H108V71H107V68H106ZM127 70H128V69H127ZM7 71H8V70H7ZM12 71H13V70H12ZM34 71H35V70H34ZM39 71H40V70H39ZM51 71H52V70H51ZM75 71H73V72L76 74ZM98 71H100V70H98ZM120 71H121V69H120ZM28 72H29V71H28ZM73 72H72V74H71V73H70V74L73 75ZM107 72H108V73H107ZM118 72H119V71H118ZM249 72H250V71H249ZM8 73H9V74H8ZM50 73H51V72H50ZM68 73H69V72H68ZM68 73H67V74H68ZM114 73H117V71H114ZM123 73H124L123 75H126V74L128 75V74H129V78H130V75H131V79H130L129 82H130V83L132 82L133 85H138V84H136V83L134 82L135 80L133 81V78H132L133 75H134L133 73H132L133 75L131 74L130 71H129V73L127 72L126 74H125V72L123 71ZM3 74H2L1 77H3ZM14 74H16L15 71H14ZM22 74H20L19 76H17V75H15V76H17L16 78H18V77H21ZM43 74H44V73H42L41 75L43 76ZM46 74H44V75H46ZM70 74H69V75H70ZM112 74H113V72H112ZM120 74H122V72H121ZM82 75H83V74H82ZM82 75H81V76H82ZM116 75H118V73L115 74V75H113L114 78H112V80H115V79H116ZM123 75H121L122 79H121V77H120L119 75L117 76V77H118V83H117V84L115 83L116 86H118V84H119V85L122 84V83H121L122 80H123V83H124V81H125V79H126L127 77L123 79ZM15 76H14V77H15ZM66 76H67V75H66ZM134 76H135V75H134ZM43 77H44V76H43ZM72 77H74V76H72ZM75 77H77V76H75ZM124 77H125V76H124ZM81 78L84 79L85 77H84V76H83V77H77L76 79L73 78V80H70V79H68V76H67V78H65L66 80H65V79H64V80H65V82L67 81V83H69L68 80H70V83H69L68 85H70L72 82H74L73 84L78 85V82H80V81H83L84 84H86V85L89 84V83H87L86 81H84L83 79L81 80ZM129 78L126 80L127 82H128V80H129ZM135 78H136V77H135ZM7 79H8V80H7ZM74 79H75V81L78 80V82L75 83ZM119 79H120V82H119ZM3 80H4V81H3ZM6 80L8 81V83H6V82H7ZM102 80L104 81V79H102ZM107 80H105V81H107ZM131 80H132V81H131ZM14 81H15V79H13V82H12V83H13L14 85H16V84L14 83ZM105 81H104V82H105ZM109 81H110V82H109ZM116 81H117V80H116ZM136 81H137V80H136ZM85 82H86V83H85ZM127 82H126V83H127ZM172 82L174 83V81H172ZM80 83H82V82H80ZM80 83H79V84H80ZM105 83H106V82H105ZM170 83H171V82H170ZM170 83L168 84V86L170 85ZM173 83L171 84V87H172ZM2 84H3V85H2ZM174 84H175V83H174ZM9 85H11V84H9ZM66 85H67V84H66ZM76 85H75V87H74V85H70V86H71V87L73 86L74 89L78 90V89L76 88ZM86 85H85V86H86ZM110 85H111V83H110ZM131 85H132V84H131ZM17 86H19V85H16V88L13 89L14 92L16 91L15 93H17V92L19 91V90H17V88H19V87H17ZM70 86H69V87H70ZM82 86L85 87L84 85H82ZM82 86H81V84H80L81 89H83ZM113 86H114V85H113ZM166 86H167V85H166ZM90 87H91V86H90ZM90 87L87 86L88 89L84 88V90H86V91H87V90H90V91L93 90V89H89ZM164 87H165V86L163 85V88L161 89V92H162V90L164 89ZM171 87H169V89H170ZM173 87H174V85H173ZM12 88H14V86H12ZM67 88H68V87H67ZM166 88H168V87H166ZM166 88H165V89H166ZM5 89H6V90H5ZM9 89H11V87H9ZM68 89H69V88H68ZM72 89H73V88H71L70 90H72ZM173 89H174V91H175L176 88L174 87ZM1 90H2V91H1ZM65 90H67V89H65ZM65 90H64V91H65ZM170 90L173 92L172 88H171ZM37 91H39V90L37 89ZM79 91H80V90H79ZM79 91H77V93H78ZM90 91H89V93H88V91H87L86 94L89 95V94H90ZM14 92H12V95H14V94H13ZM67 92H68V91H66V93H67ZM92 92H93V91H91V95L94 93V92H93V93H92ZM155 92H156V91H155ZM155 92H153V93L155 94ZM71 93H72V91H71ZM79 93H80V92H79ZM79 93H78V94H79ZM83 93H85V92L83 91ZM148 93H149V92H148ZM148 93H147V94H148ZM5 94H6V95H5ZM8 94H9V95H8ZM37 94H38V92H37ZM68 94H69V92H68ZM81 94H82V91H81ZM81 94H79V95L81 96ZM86 94H85V95L82 94V99H83V95L86 96L85 101H86V100H87V101L89 100V103H91V104H90L89 107H87V106L89 105L88 102H87V103H84V100H83V103H84V106H85V110L83 111V112H84L83 114H85V113L87 114L89 111L92 112V113H90V114H87V116H86V114H85V117L87 118L86 121H88V120L90 119V120L88 121V123L91 122V123H89V126H88L89 131H90L91 127L94 125V122H95V120L97 119V117H101V118L108 117V118H105V121L107 120V122H105L104 119L101 121L102 123H103V121H104V122H105L104 124H102L100 121H99L100 124H99V123H97V124L95 123L96 126H98V127H96V128H98L99 130H98V129H95L96 131L98 130L97 133L92 132V131L94 130V127H95V125H94L93 130L90 131V132H91V133H90L91 136H93V137L91 138L93 141H89L90 138H88V136H89L90 134H89L88 136H87V135H84V137L86 136V137H85L86 140L89 141V143L86 141L88 144H90V142H92V144L94 145V143H95V146H97V147H96L97 150L95 149V151H96V152L99 151L100 153H102V157H100L101 154H99V157H98V158H95V160H93V161L91 160V161H92V164H91V161L89 162V161L87 160V161H86L87 165H86V163H85V164L83 163V165L81 164L84 168H83L82 166L78 165L79 163H75L74 165L77 164L76 166H77L78 170H79V168H80L81 171L79 170V173L83 172V173L86 175L85 178H84V177H81V176H80L81 174L79 175L81 178H83L84 181H85V179L87 178V174H88L89 176L92 175V177H94V176L96 175V173H97V174L99 175V176L96 175V177H97V176L99 177V178L97 179V181H96V179H94V180L92 179V180H93V183H94V181H96L97 183H99L98 180L100 181V183L102 182L101 185H99V188H100V186H101V190H102V191H104V190L106 189V187H104V186H106V185L109 186V187L107 188L108 190H111V189L113 188V186H114L115 188H116V186H117V188L115 189V191H113V189H112L111 191H109V192H107V191L105 190V193H106L107 195H108V193H109V196H110V193H111V192H114V195L112 194L114 197L111 196V198L109 199L108 202H107L108 198H105L106 200H105V199H102V200H101V201H102V204H101L102 206H101V207L99 206V208H101V209L104 211V210H107V209H109V208H107V206H103V204H104V205H105V204H106V205H110V200H111V204H112V199H113L114 201H116V202L113 201V204H114V203H115V204L112 205V207H113L115 210H114L113 208H111V207H110L111 205H110L109 207H110L111 209H109V210H107V211H105V212H108V211H110V210H111V212H109V215H107L108 213H106V214L104 215V218H105V216H106V220H108V219L110 218L109 216H111V218H113V219H111V220L109 219V221H112V223L115 222L114 225L111 224V223L109 222V223H110V226H109V223L107 224V222L103 219V217H100V216H101L100 213H99L100 215H98L99 217H97V216L93 217V216H92L93 218H96V217H97V218H96V220L94 219V222L91 221L93 224H92L91 222H90V224H92L91 226H93V228H94V226H96V228L98 227L99 229H101V230L103 231L102 234H104V235H103V236L101 235V236H102V237H101L100 234H98V233H99V232L101 233L102 231H101V230H99V231H96V230H95V231H96V234L99 236V238H98L99 241H100V237H101V238L105 237V236H106L105 234H107V233H108V235H110V237H114V238H112V239H114V240H116V239L118 240V239H119V235H118V234H120V235L122 236V233H124V236H125V237H126V235H129V234H131V235L133 234L132 237H136L137 235H140L141 233H143V235H144L145 233L142 232V231H144L143 229H144L145 226L147 227V225L149 224L148 228H146V227H145V228H146L147 230L150 228V230H151V227H152V225H151V219H148V222L150 221V223H147V222L145 223V222H143V221L145 220V219H143V218H144L143 214H144V215L146 214L145 212H144L142 215H138V213L140 214V212L136 213L137 210H136L135 207H137V206H135L134 208L131 209L130 207H127V206L125 205V204L128 205V202H129V204H130V201H129L130 198H129V196H128V195H129V192H130V194H131V192H132V197L134 196L133 194H135L134 199H136V196H137V195L139 196V194L135 193V189L133 190V188L135 187L137 190H139L138 188H140L141 190L144 191V192H143V191H138V192H140L141 194H142V192H143L142 197H140V198H141L140 200L146 202V201H148V199H147V198H148V195L152 193V190L155 189V186L159 185L158 182L164 180V183H163L164 185H165L166 182H167V184H168L169 186H170V183L173 184V185L175 186V187L172 186L171 189H174V190L177 191V192L175 191V195L178 193V194H179V195L177 194V195H178V198H179V197L182 198L181 196H184V194H183L184 192H185V198H187L186 196H189V194H192V193H190V190L192 189V186H191V188L189 189V187H190L189 184H190V183L186 182L187 180H186L185 182H182V181L185 180V178H186L185 176H186V174H187V173H186L187 171L185 172V171H183V170H184V169H185V170L187 169V170L190 171V168H191V167H188V166H189L188 162H190V166H191V162H192L194 159L192 160V157H190L191 154H188V157H189V158L186 157L184 154H182V155H183L182 158H181V157H179V158L184 159V160H180V161H183L184 163L187 162L186 165H188L187 167L189 168V169H188L187 167H185V166H186L185 164H184V165H185V166H184V165L181 163L182 168L184 167V168L182 169L181 166H180V163H179V159H178V157L175 158V159H173V158L175 157V155H174V157H173V150H175V147H176V146L173 148V150L170 149V150L172 151V152H170V153H169L170 150H167V149H169L170 147H169V148H168V146L165 147V148H167V149H165V151L168 152V156L166 155V158L163 157L164 154L167 153V152H164V147H163L164 145L162 144L163 142H161L162 140L160 141V138H163V137H164L163 134H162V136L158 134V135H159V138H157L158 135H156L157 137L151 135V137H155V139H153V138L151 139V140H153V141H151L148 137H147V139H149V140L146 139L145 142L143 141V140H145V138H146V136H145V138H143V136L145 135L144 132H143V131H144L143 129H144V126H145V125L143 126V128L141 127L140 132H139V129H137L138 125H137V127H134V126H136V124H137L136 122H137V121H139V122H140V121H142V122H143V121L146 122V119H145L146 117H144V116H143L144 118H140V117H139L138 119L133 120V121H135V122H133V121H129V122H128V123H129L128 125H124L123 123H125V122L127 123V120H126L125 122L123 121V119L125 120L126 117H127V112H126L125 110H124V111H125L126 113H123V111L121 110L122 112H121L120 114H121L122 116L119 115V112H120V111H119V110H116V109H119V108H117V106L115 107V109H113V110H116L115 112L112 110V112H114V114H112V113H110V112H106L105 109H104L105 107H103V110H102L101 105L103 106V104H102L100 101H98L99 98L96 97V98L98 99L97 101L100 102L101 105H100V106H97V105L94 104L95 102H96V104H98L97 101H96V100H95V101H92L93 103L90 102V100H91V99L93 100V98H91V97H92L91 95L87 98V95H86ZM147 94H146V95H147ZM7 95H8V97L5 98V96H7ZM38 95H39V94H38ZM93 96H95V95L93 94ZM147 96L149 97V99L147 98V100H150V101H151V98L153 97V96H151V93H150V95L148 94ZM155 96L158 98V94L155 95ZM155 96H154V97H155ZM174 97H175V96H174ZM176 97H177V96H176ZM7 98H8V99H7ZM11 98H12V97H11ZM94 98H95V97H94ZM178 98H179V97H178ZM158 99H159V98H158ZM63 100H64V99H63ZM153 100H154V99H153ZM153 100H152V101H153ZM11 101H12V99H11ZM155 101L157 102L158 100L155 99ZM155 101H154V102H155ZM175 101H176V98H175ZM175 101H173V102H175ZM178 101H179V100H178ZM178 101H177V102H178ZM12 102H13V101H12ZM61 102H64V101L61 100ZM64 103H67V104H65L66 106L68 105V101H67V100H66V102H64ZM74 103H75V102H74ZM74 103H73V105H74ZM76 103H77V102H76ZM182 103H183V102H182ZM7 104H8V105H7ZM60 104H61V103H60ZM92 104H93V106H92ZM112 104H113V101H112V103H111V107L113 108ZM71 105H72V104H71ZM76 105H77V104H75V106H76ZM94 105H95V106H94ZM113 105H116V104H113ZM117 105H119V104H117ZM174 105H175V106L178 105V106L180 107V104H178V103H177V105L174 103L173 106H174ZM66 106H65V107H66ZM75 106H74V108H73V106H71V107L73 108V109H72L73 111L71 110L73 113H72V112H69V114H68V112H67L68 109H69V111H70V109H71V108H68V107H69V105H68V107H67V108H68L67 111L64 110V111L62 112V114H63L64 112H67L68 115L65 114V116H64V114H63V116H59L60 114H56V113H57V111H56L55 116H54V114H53V117H51V119L53 118V119L55 120V118H56V120H57V117H59V118H58V122H60L61 124H63V123H62L63 121H65V122L67 123L66 120H70V122H71V121H73V118L76 117V119H74V121H73L72 123H73V124H74V123L77 124L76 121H79V120H77V118H78V119L80 118V117H78V115L80 116L81 112H80V113H79V112L75 113L76 110H74V109L77 108V107L75 108ZM78 106H79V104H78ZM175 106H174V107H175ZM178 106H177V107H178ZM184 106H185V105H184ZM60 107H61L60 109L62 110V106H60ZM86 107H87V108H86ZM91 107H92V108H91ZM98 107H99V108H98ZM119 107H120V106H119ZM161 107H162V106H161ZM163 107H164V106H163ZM163 107H162V108H163ZM174 107H173V108H174ZM182 107H183V106H181L180 108H182ZM18 108H19V107H18ZM184 108H185V107H184ZM12 109H15V110L12 111ZM58 109H59V108H58ZM58 109H57V110H58ZM8 110H9V111H8ZM110 110H111V109H110ZM172 110H173V109H172ZM172 110H170V111H171V112H170L171 115H168V117H169V116H172V117H174V119H177V117L175 118V116H173ZM174 110L177 111V113H179L180 120H181V118H183V117L185 118L184 120H186V119L190 116V115H189L188 117L186 116V117H187V118H186L184 115L181 114V113H185L186 108H185L184 110L182 109L183 112H181V111L178 112L179 109H178V110L174 109ZM180 110H181V109H180ZM3 111H4V113L6 112V113H5V117L3 116V115H4ZM10 111H12V112H10ZM85 111H88V112H85ZM186 111H187V110H186ZM9 112H10V113H9ZM13 112H15L16 114L11 115V116H12V119H10V120H9L10 122H9L8 119L11 117L10 114H13ZM27 112H28V111H27ZM116 112H118V113H116ZM166 112H167V111H166ZM7 113H8L9 115H8ZM20 113H22V112H20ZM29 113H30V114H31V113L33 114V112H31V111H30ZM58 113H59V112H58ZM168 113H169V112H168ZM168 113H166V115H167ZM189 113L191 114V112H189ZM1 114H3V115L1 116ZM6 114H7V115H6ZM32 114H31V115H32ZM62 114H61V115H62ZM91 114H92V115L95 114V115H96V118H95V115L92 116ZM164 114H165V113H164V111H163V113H162L163 116H162V118H161L162 121H165V119H167V116H165ZM186 114H188V113L186 112ZM15 115H16V116H15ZM31 115H30V117H32ZM57 115H58V116H57ZM71 115H77V116H73V117H72ZM88 115H91L89 119H88V117H89ZM174 115H175V112H174ZM181 115H182L183 117H181ZM7 116H9L8 119H7ZM14 116H15V117H14ZM21 116H23V114L20 115V118H21ZM56 116H57V117H56ZM102 116H103V117H102ZM146 116H147V115H146ZM160 116H161V115H160ZM164 116H165V117H164ZM221 116H222V114H221ZM223 116H225V115H223ZM223 116H222V117H223ZM23 117H24V116H23ZM54 117H55V118H54ZM64 117H65V118H64ZM91 117H92V118H91ZM93 117H94L95 119H93ZM163 117H164L165 119H163ZM190 117H191V116H190ZM190 117H189V119H190ZM3 118H4V119H3ZM14 118H15V119H14ZM34 118H35V115H34ZM34 118H33V119H34ZM37 118H38V117H37ZM63 118H64V119H63ZM110 118H111L112 120H111ZM227 118H228V117H227ZM23 119H25V118H23ZM30 119H31V118H30ZM33 119H32V121H33ZM35 119H36V118H35ZM91 119L94 120V122H93ZM109 119H110V120H109ZM115 119H116V120L118 119V120L116 121ZM169 119H171V118L169 117ZM13 120H14V123H15V121H16V124H17V120H18V121H19V123H18L19 125H18V124L16 125V126H17V127H16V133H13V134H12L13 129H11V127H12L13 124H14V123H13ZM25 120H26V119H25ZM27 120H28V119H27ZM36 120H37V119H36ZM59 120H62V122L59 121ZM80 120H81V119H80ZM98 120H99V119H98ZM120 120H122L123 123H122ZM147 120H151V123H153V121H152V120H153V116H152V115H150V116L148 115ZM228 120H230V119H227L226 122H228ZM22 121H23V120H22ZM32 121L30 120L29 122L33 123ZM39 121H41V120L38 119L37 122H35V120H34L35 123H38V124L41 123V124H43L42 121H41V122H39ZM108 121H109L110 123H109ZM119 121H120V123H119ZM166 121H167V120H166ZM170 121L172 122V120H170ZM170 121L168 120L167 123H169ZM175 121H176V120H175ZM175 121H174V122H175ZM187 121H188V119L186 120V124H185V125H187V127H188L189 123L187 124ZM231 121H232V120H230V122H231ZM65 122H64V123H65ZM92 122H93V125H92ZM96 122H98V121H96ZM130 122H131V123H130ZM142 122H141V123H142ZM148 122H149V121H148ZM174 122H173V123H174ZM177 122H178V120L176 121V125H177ZM180 122H182V121H180ZM180 122L178 123L179 125H180ZM188 122H190V121H188ZM88 123H87V125H88ZM108 123H109L110 125H107V126H106V124H108ZM117 123H119V124H117ZM121 123H122V124H121ZM133 123H136V124L133 125V127H132V126L129 127V126H130L131 124H133ZM149 123H150V122H149ZM167 123H166V124H167ZM184 123H185V122L183 121V125H184ZM11 124H12V125H11ZM23 124H24V127H25V126H26V122L23 123ZM38 124H35L36 127H35L34 123L31 125V129H32L31 132H32V133H34V134H39L38 131L41 130V128H42L41 126H42V125L39 124L41 128H40V130L38 129V131H37L36 128H37V127L39 128V125H38ZM61 124H60V125H61ZM67 124L70 126V123H69V122H68ZM67 124H64L63 126H65V125H67ZM79 124H80V123H79ZM79 124H77V125H79ZM98 124H99V125H98ZM101 124H102V125H105L104 128H103V126H102ZM138 124H139V123H138ZM142 124H144V123H142ZM147 124H148V123H147ZM153 124H154V123H153ZM163 124H165V123L163 122ZM174 124H175V123H174ZM37 125H38V126H37ZM68 125H67V126H68ZM71 125H72V124H71ZM90 125H92V126H90ZM150 125H151V124H150ZM150 125H149V126H150ZM168 125H169V124H168ZM170 125L173 126V124H170ZM170 125H169V126H170ZM183 125H182V126H183ZM185 125H184V127H186ZM14 126H15V125H14ZM29 126H30V125H29ZM63 126H62V128H63ZM69 126H68V127H69ZM73 126H74V125H72V127H73ZM79 126H80V125H79ZM123 126H124V127H123ZM146 126H147V125H146ZM169 126H167V127L169 128ZM177 126H178V125H177ZM180 126H181V125H180ZM20 127H21V125H20ZM44 127H45V126H43V128H44ZM108 127H109V128H108ZM114 127H115V128H114ZM125 127H128V128H125ZM150 127H152V125H151ZM187 127H186V128H187ZM12 128H13V127H12ZM64 128H66V126H65ZM69 128H70V127H69ZM74 128H76V126H75ZM124 128H125L126 130H130V128H131V135H130V133L127 131V132L129 133V136L126 137V135H128V133H127V132H124V130H125ZM139 128H140V127H139ZM170 128H171V127H170ZM173 128H174V127H173ZM178 128H179V126H178ZM21 129H22V127H21ZM2 130H3V132H2ZM44 130H45V129H44ZM44 130H43V131L41 130V131L43 132V134H44ZM95 130H94V131H95ZM102 130H103V131H102ZM133 130H135L136 133H135ZM136 130H137V131H136ZM17 131H18V132H17ZM33 131H34V132H33ZM100 131H101V133H103L104 131H106V132H107V136L109 135V137L105 136V134H104L105 137H104V136H103V137L99 136V135H100V134H99ZM115 131H116L117 133H116ZM121 131H122V132H121ZM169 131H171V130H169ZM208 131H209V130H208ZM211 131H212V130H211ZM42 132H41V133H42ZM98 132H99V133H98ZM106 132H104V133H106ZM118 132H119V133H118ZM132 132L134 133V135H132V134H133ZM137 132H138V133H137ZM146 132H147V131H146ZM209 132H210V131H209ZM213 132H214V131H213ZM47 134H48V132L46 131L44 135L47 136ZM119 134H120V135H119ZM143 134H144V135H143ZM165 134H166V133H165ZM168 134H170V133H168ZM172 134H173V133H172ZM94 135H95V136H94ZM101 135H103V134H101ZM110 135H111V137H110ZM13 136H14V138H13ZM98 136H99V137H98ZM122 136H124V137H123L124 139H125V137H126V139H127L126 141H127V143L129 144L128 147L131 146L129 149H128V147H124V148L122 149L121 147H123V145H122V146L120 145L121 147L118 146V147L121 148V150H118L119 148L116 147V145H119L120 142H122V141L124 142V140H122V139H123ZM165 136H166V135H165ZM17 137H20V136H17ZM81 137L83 138L82 135H81ZM81 137H80V140H79V138H78L79 141L77 140L78 142L75 143L74 146H76V145L81 141ZM115 137H116V138H115ZM166 137H167V136H166ZM43 138H45V137H43ZM47 138H48V137H47ZM85 138H84V139H85ZM104 138H105V139H108V141L105 140ZM110 138H111V139H110ZM112 138H113V139H112ZM117 138H118V139H117ZM120 138H121V139H120ZM167 138H168L167 140H166V138H163V140L166 141V145H167V142L170 140L169 137H167ZM45 139H46V138H45ZM73 139H74V138H73ZM76 139H77V138H76ZM84 139H83V142H85ZM140 139H141V140H140ZM142 139H143V140H142ZM16 140H17V139H16ZM16 140H15V141H16ZM18 140H19V139H18ZM43 140H44V139H43ZM46 140H47V139H46ZM46 140H45V141H46ZM120 140H121V141H120ZM128 140H129V142H128ZM170 141H171V140H170ZM172 141H174V140L172 139ZM16 142H17V141H16ZM74 142H75L74 140H73V143L71 142V145H72V146H73ZM83 142H82V145H83L82 148H83V147H86L85 144H87L86 142H85V144H84ZM101 142H102V143H101ZM105 142L107 143L108 146L106 145ZM112 142H114V143H112ZM123 142H122V143H123ZM142 142H144L146 146H145ZM146 142H147V144H146ZM151 142H152V143H151ZM153 142H155V143L153 144ZM117 143H118V144H117ZM148 143H149V144H148ZM150 143H151V144H150ZM170 143L172 144V142H170ZM170 143H169V144H170ZM173 143H174V142H173ZM10 144H11V145H10ZM16 144H17V143H16ZM16 144H14V145H16ZM80 144H81V143H80ZM80 144H78L77 146L79 147ZM88 144H87V145H88ZM113 144L115 145V147H116L117 150L115 149V147H113V146H114ZM161 144H162L161 149L163 148V151L160 150V145H161ZM84 145H85V146H84ZM90 145H91V144H90ZM90 145H89V146H90ZM102 145L105 146V147H104L105 149L103 148ZM110 145H111V146H110ZM148 145L151 146V147H150L151 149L149 148ZM187 145H188V144H187ZM72 146H71V148H72ZM74 146H73V147H74ZM95 146H94V147H92V145L90 146V148L92 147V151H93V152H94V148H95ZM100 146H101V147H100ZM106 146H107L108 148H109V147H110V148L108 149ZM126 146H127V145H126ZM132 146H133V147H132ZM147 146H148V147H147ZM152 146L154 147V150H153V151H152V149H153ZM173 146H174V144L172 145V147H173ZM189 146H190V145H189ZM189 146H188V147H189ZM191 147H193V146H191ZM191 147H189V148H191ZM203 147H204V146H202L201 148L204 149ZM87 148H88V147H87ZM87 148H85L86 151H87ZM98 148H99V149H98ZM102 148L104 149V151H103ZM112 148H113V150H112ZM147 148H148V149H147ZM176 148H177V147H176ZM189 148H186L187 150L185 149L186 152H189ZM72 149L74 150V152H76L75 150H78V149H76V147H75V149H74V148H72ZM72 149H71V150H72ZM100 149H101V151H100ZM126 149H127V150H126ZM3 150H4V149H3ZM3 150H2V146H1V152H0V153H2ZM79 150H80V149H79ZM79 150H78V151H79ZM89 150H90V149L88 148V151H89ZM108 150H110V151H108ZM125 150L127 151V153H126ZM150 150H151V151H150ZM159 150H160V155H161V156L163 155V156H162V159H163L164 161L161 160V161H163V164H162V162L160 163V162L158 161V159H159ZM176 150H179V149L177 148ZM181 150H183V149H181ZM181 150L179 151V152H180V155H181ZM205 150H206V149L202 150V152L206 154L205 159H203V158H204V155H203V158L200 157L199 160L202 161L203 165H205V164L207 165L208 168L203 166L204 169L207 168L208 170H210V169L212 168V167H211L212 165L210 166V164H212V160H214L216 157L214 158V157L209 156V159H210V157H211V160L206 159V157L208 158V155H209V154H207L208 151H205ZM81 151H82V150H81ZM90 151H91V150H90ZM111 151H112L113 153H112ZM115 151H116V152H115ZM144 151H145V152H144ZM156 151L158 152V154H157ZM216 151H217V150H215V152H216ZM3 152L5 153V151H3ZM7 152H8V151H7ZM74 152H73V153H74ZM83 152H85V151L83 150ZM99 152H98V153H99ZM104 152H105V153H104ZM110 152H111V154H110ZM139 152H140V153H139ZM142 152H143V153H142ZM162 152H163V154H162ZM175 152H177V151H175ZM179 152H177V153H179ZM183 152H184V150H183ZM183 152H182V153H183ZM186 152H185V153H186ZM202 152H201V153H202ZM217 152H218V151H217ZM9 153H10V152H9ZM58 153H59L58 151H54V155L57 154V155L55 156L54 159H56L57 161L60 160V159H62V156H63V157L65 156V154H63V155H61V157H60V159H59V157H58L59 154H58ZM70 153H71V152H70ZM70 153H69V154H70ZM73 153H72V154H73ZM77 153L79 154L80 152H77ZM77 153H76V156L78 157L79 155H78ZM98 153H96V154H98ZM108 153H109V154H108ZM115 153H116V154H115ZM171 153H172V154H171ZM189 153H190V152H189ZM210 153H211V149H210ZM219 153H220V152H219ZM219 153H216V155L219 154ZM6 154H7V153H6ZM69 154H68L67 156H69ZM81 154H82V152H81ZM86 154H88V153L85 152L84 155H86ZM93 154H94V153H93ZM112 154H113L114 156H113ZM126 154H128V155H126ZM141 154H142V155H141ZM146 154H148V156H145ZM186 154H187V153H186ZM1 155H2V154H1ZM4 155H5V154H4ZM73 155H74V154H73ZM82 155H83V154H82ZM82 155H81V156H82ZM89 155H91V154H89ZM89 155H86V159H88L89 157L94 159L93 155H92V156H89ZM107 155H109V158L107 157ZM115 155H116V156H115ZM118 155H120V156H118ZM150 155H151V156H150ZM156 155H158V158L156 157ZM176 155H177V154H176ZM180 155L178 154V156H180ZM212 155H213V154H212ZM214 155H215V154H214ZM219 155H220V154H219ZM96 156H98V155H96ZM105 156H106V157H105ZM111 156H112V157H111ZM121 156H122V158H121ZM161 156H160V157H161ZM70 157H72V155H71ZM70 157H69V158H70ZM83 157H84V156H83ZM110 157H111V158H110ZM119 157H120V158H119ZM146 157H149V159H147ZM185 157H186V159H185ZM220 157H221V156H218V160H219ZM0 158H1V156H0ZM51 158H53V157H51ZM64 158H67V157H64ZM73 158H74V157H73ZM80 158H81V157H80ZM90 158H89V159H90ZM125 158H126V159H125ZM130 158H131V159H130ZM190 158H191V160L188 161ZM212 158H214V159H212ZM67 159H68V158H67ZM70 159H72V158H70ZM86 159H85V157H84V158L82 159V161L85 162ZM104 159H105V160H104ZM143 159H144V160H143ZM177 159H178V161H176ZM201 159H203V160H201ZM51 160H52V159H51ZM75 160H78V161H79V158H77V159H75ZM75 160H74V161H75ZM106 160H107V161H106ZM121 160H122V161H121ZM165 160H166V161H165ZM174 160H175V161H174ZM197 160H198V159H197ZM197 160L193 161V163L196 162L195 164H197V163H198ZM206 160H208V161H206ZM216 160H217V158H216ZM52 161H53V160H52ZM52 161H51L50 163H52ZM57 161H56V162H57ZM78 161H77V162H78ZM95 161H96V163H95ZM109 161H110V162H109ZM146 161H147V162H146ZM157 161H158L157 164H159V165L162 164V165H160L161 167H160L159 165H156V167L159 166V168H158V167L155 168V165H154V163L156 164ZM209 161H210V162H209ZM221 161H223L222 158H220V162H221ZM0 162H1V161H0ZM53 162H55V161H53ZM62 162H63V161H62ZM80 162H81V161H80ZM88 162H89V164H88ZM93 162H94V164H93ZM144 162H146V163H144ZM164 162H165V164H164ZM171 162H172V163H171ZM208 162H209V163H208ZM220 162H219V166H221L222 163H223V162H221V165H220ZM81 163H82V162H81ZM103 163H105V164H103ZM199 163H200V164H199ZM199 163H198V165L201 166V165H202L201 162H199ZM217 163H218V162H217ZM116 164H117L118 166H117ZM150 164H151V165H150ZM169 164H170V166H169ZM88 165H89V166H88ZM145 165H148L149 167L151 166L152 169L149 168L148 166H147V167L149 168L150 171L152 170L151 172L155 173V175L157 174L156 172L159 171V173H161V175H160L161 177H160V176H158L159 178H158L157 176L154 177V174L152 173L154 178L151 177V176H150L151 178H150L149 176H148V177L146 176V177H145L146 179H145L144 176H145L146 174L144 175V173H143L142 171H144V172L149 171V170H146L147 168H146ZM152 165H154V166H152ZM192 165H194V164H192ZM214 165H216V166H215L216 168H215V167H213V168L216 169V170L218 169L217 171H220L219 166H217V164H214ZM61 166H63V165H61ZM78 166H80V167H78ZM93 166H95V167L97 166V167H96V168H95V167L93 168ZM100 166H103V167H100ZM106 166H107V168H106ZM135 166H136V167H135ZM162 166L164 167V168H163L164 171H160V169L162 170ZM223 166H224V165H223ZM73 167H74V166H73ZM99 167L101 168V170H100ZM196 167H197V165H196ZM209 167H211V168H209ZM217 167H218V168H217ZM32 168H33V167H32ZM145 168H146V169H145ZM220 168H221V167H220ZM2 169H3V168H2ZM144 169H145V170H144ZM153 169H155V170H157V171L155 172ZM166 169H167V170H166ZM192 169H195V167H194V168H191V170H192ZM0 170H1V169H0ZM4 170H5V169H4ZM84 170H86V171H84ZM88 170H90V171H91L92 173H94L95 175L92 174V173H90V172H88ZM92 170H93V171H94V170H95V171H98L99 173H98V172H95V171L93 172ZM135 170H136V171H135ZM140 170H141V171H140ZM198 170H199V169H198V167H197V170H196V171H198ZM208 170L205 169V171H206V173H207V174H205L206 176L209 174V172H212V170H210V171H208ZM216 170H215V171H216ZM5 171H6V170H5ZM73 171L78 172L77 170H73ZM194 171H195V170H194ZM205 171H204V173H205ZM217 171L215 172L216 174H218ZM0 172L2 173V170H1ZM25 172H27V174H28V173L30 174L29 170H28V171H24V172H22V174L25 175V174H26ZM33 172H34V174L32 173V176L35 177L37 183L40 184V185H39V184H36V183H35L36 185H33V186L36 187L37 190H39V188H42V189H43V188H48L49 185H48V186L46 185V186H47V187H46V186H45L46 183H43V180L40 179V178H41L40 176H39L40 178H37V177H36V173H40V172H39V171H35V170H34ZM35 172H36V173H35ZM85 172H87V173H85ZM200 172L203 173V170L200 169V171H199L198 173L201 174ZM1 173H0V174H1ZM139 173H140V174H139ZM148 173H149V172H148ZM159 173H158V175H159ZM189 173H191V172H189ZM189 173H188V174H189ZM195 173H196V172H195ZM204 173H203V174H204ZM212 173H214V172H212ZM212 173H211V174H212ZM215 173H214V174H215ZM76 174H78V173H76ZM101 174H102V175H101ZM106 174H107V175H106ZM138 174H139V175H138ZM203 174H202V175H203ZM211 174H210V175H211ZM214 174H212V175H214ZM38 175H39V174H38ZM40 175H41V174H40ZM85 175H84V176H85ZM93 175H94V176H93ZM108 175H109V176H108ZM141 175H144V176L141 178ZM148 175H149V174H148ZM210 175H208V177H209ZM77 176H78V175H77ZM82 176H83V175H82ZM89 176H88V178H87V180H86L87 182H88ZM101 176L104 177V178H101ZM106 176H107V177H106ZM206 176H205V178H206ZM214 176H215V175H214ZM80 177H79V179H80ZM92 177H90V178H92ZM96 177H94V178H96ZM105 177H106V178H105ZM129 177H130V178H129ZM131 177H132V179H131ZM138 177L140 178V180H144V181L146 180L145 182L143 181V184L148 182V180H147L148 178L152 179V180H150V181L147 183V185L145 184V186H146V187H147V186L150 187V185L153 184V182H154V183H155V186H152V185H151L152 187H154V189H152V187H151L152 190H151L150 188H145V189H143L145 186H143V187H142L141 185L139 186V185H137V183H135V182H133V185H132V184L130 185V183H132V181H135V179H137V182H138V179H139ZM187 177H188V175H187ZM208 177H207V179H208ZM211 177H212V178H211ZM107 178H108V179H107ZM109 178H110V179H109ZM128 178H129V179H128ZM160 178H162V179H160ZM213 178H214L213 176H210L209 179L211 180V179H213ZM154 179H155V180H154ZM183 179H184V180H183ZM188 179H189V177H188ZM207 179H206V180H207ZM80 180H81V179H80ZM92 180H89V181H91V186H93V185L95 184V183H94V184L92 183ZM131 180H132V181H131ZM156 180H158V182H157ZM159 180H160V181H159ZM73 181L75 182V183H73V184H71V183H69V182L67 181V182L69 183V186L67 185V188H68L69 190H70V186H71V185H72V186H73V185L75 186V184H76V181H75V180H73ZM73 181H72V182H73ZM86 181H85V183L88 184L89 182L87 183ZM122 181L124 182V184H122V183H123ZM208 181H209V180H208ZM65 182H66V181H65ZM70 182H71V180H70ZM104 182H105V185H103ZM107 182H108V184H107ZM121 182H122V183H121ZM140 182H141V181H140ZM156 182H157V183H156ZM162 182H163V181H162ZM168 182H169V183H168ZM54 183H55V182H54ZM54 183H53V184H54ZM68 183H67V184H68ZM97 183H96V184H97ZM112 183H113V184H112ZM115 183H116L117 185H116ZM120 183L122 184V187H123V185H124L125 188H126L127 185H129V186H128L129 189H131L130 187L133 186V188L131 189L132 191H131V190L129 191V189H128V194H127L126 189H125V190H123V191L126 192V196H125V193H124V194H121L122 191H118V188H119V186H120ZM125 183H126V184H125ZM150 183H151V184H150ZM185 183H186V184H185ZM187 183H188V187H187ZM205 183H206V182H205ZM53 184L50 185V189H52V190H53V188H54L53 186L55 185V184H54V185H53ZM92 184H93V185H92ZM148 184H150V185H148ZM163 184H161V182H160V186L163 185ZM167 184H166V185H167ZM41 185H42V186H41ZM56 185H57V184H56ZM97 185H98V184H97ZM102 185H103V187H104V190H103V188H102ZM110 185H111L112 187H110ZM115 185H116V186H115ZM118 185H119V186H118ZM135 185H137V187H136ZM185 185H186V186H185ZM38 186H39V187H38ZM51 186H52L53 188H51ZM160 186H159V187H160ZM75 187H76V186H75ZM75 187H73V189H74ZM86 187H87V188H93L94 186H93V187H90V183H89V185H87ZM124 187H123V188H124ZM157 187H158V186H157ZM176 187H177V189H176ZM71 188H72V187H71ZM76 188H77V187H76ZM95 188H98V187H96V185H95ZM110 188H111V189H110ZM169 188H170V187H169ZM54 189H55V188H54ZM146 189H147V191L150 189L151 192H150V191H148V192L145 191ZM119 190H121V188H120ZM178 190H179L180 192H179ZM42 191H43V190L40 189V192H42ZM48 191H49V190H48ZM50 191H51V190H50ZM50 191H49V192H50ZM91 191L93 192L94 189H93V190L90 189V193H92ZM116 191H117V192H116ZM52 192H53V191H51L50 194H51ZM68 192L72 193L71 191H68ZM68 192H67V193H68ZM96 192H97V191H96ZM100 192H101V191L99 190V192H97L96 194L98 195V193H100ZM120 192H121V193H120ZM73 193H74V191H73ZM76 193H77V191H76ZM115 193H116V194H115ZM117 193L121 194V196L119 197V195H118ZM207 193H208V194H207ZM207 193H206V198H207V195H209V192H207ZM17 194H18V193H15L14 195H17ZM23 194H24V193H23ZM48 194H49V193H48ZM50 194H49V195H50ZM87 194H88V193H87ZM87 194H85V195H87ZM106 194H105V196H107ZM136 194H137V195H136ZM141 194H140V196H141ZM158 194H159V193H156V195H158ZM173 194H174V192L172 193V196H174ZM193 194H194V192H193ZM24 195H25V197L27 196L26 194H24ZM24 195H20V194H19V195H17L18 197L16 196V198H13V199H15L14 202H16V205H17L16 208H17L18 210H20V211H17V210L15 211V210H14L15 212H17V213L14 212V214H16V216H17V214H18V216H19L20 213L23 214V215L20 214V215L22 216V217H20V218H22V219L16 217L17 220H18V219L21 220V221H20V222H21V223H20V224H21V225H20L21 228L18 227V225H17V227H18L17 229H21V230H18V231L16 230V233H18V234H15V235L12 234V235H11V233H15V230H14V229H15L16 227H15L14 225H16V224L19 222V220H18V222L16 221V223H14L13 226L9 223L10 226H12V228H10V227L8 226L9 224H6V226L4 225L5 223L2 224V221H1V224H2V225L0 224V226H1V227H4V229H5V231H3L2 228H1V230H0V231H3V232H0V253L3 254V252H1V251H2V249H1V244H3V243H5V245L3 244L2 247H3V248H6V250H8V252H6V253H5V250H4V254H5V255L7 254L6 257L3 258V257H1L2 255L0 256V257L3 259V260H2V261H3V262H2L3 264H4V259H5V258H6V259L8 258V260H10V261L12 262V264L15 263V262L12 261L14 258H13V259H12V258H9V257L12 256V255H11L12 253H11L10 249H11V250L13 249L12 252L15 253L14 250H16L17 253H18V252H19V251H18L19 249H20V251H21V249L23 250V248H24V249L26 248V250H27V246H30V247L32 246V247H33V245L36 246V247L38 246V248H40L39 246H40L41 244L44 243L43 246H44V245H48V247H46V248H49V250H50V249H51V247H50V245H51V244H50L51 241H54V242H55V244H54V246H55V245H57V244H56V241H58V239H60V238L55 237V240H53L54 235H53V237L51 236L52 238H48L47 235H51V233H52V232H50L49 229H48L49 225H50L52 222H49L50 224H48L47 222L50 221V219L46 221V219L48 218V216H47V211H44V210H43V211H39V210H41V209H43V208H39L38 206H36L37 208H39V209H37L38 211H37V210H33L34 208L31 207V205H32V204H35V203H36V205H37V203H38L39 201H36L37 198H36V199L33 198V199H35V201H36V202H35V201L33 200V201H34V202H33L32 200H30L31 197H30V199H29V197L27 196V197H28V199H27V197L25 198ZM67 195H68V194H67ZM74 195H75V194H74ZM74 195H71V196L69 195V196H68V199H69V198H72V196L74 197ZM89 195H90V194H89ZM89 195H88V198H86V199H89V200H90V198H89L90 196H89ZM92 195L94 196L93 193L91 194V196H92ZM99 195H100V194H99ZM102 195H103V197H104V193H103ZM115 195H118V196L115 197ZM122 195H123V196H122ZM177 195H176V196H177ZM75 196H76V195H75ZM93 196H92V197H93ZM127 196H128V199H129V200L127 199ZM33 197H34V196H33ZM92 197H91V199H92ZM95 197H96V196H95ZM95 197H93V198H95ZM132 197H131V198H132ZM150 197L152 198V195H151ZM190 197H191V196H189L188 198H190ZM202 197H205V194H204ZM202 197H201L200 200H203V201H204L205 198L202 199ZM46 198H47V197H46ZM46 198H45V200H46ZM74 198H75V197H74ZM76 198L79 199L78 197H76ZM98 198H99V197H98ZM114 198H115L116 200H115ZM171 198H172V197H171ZM175 198H176V197H174V199H175ZM178 198H177V199H178ZM185 198H184V199H185ZM11 199H12V198H9V200H11ZM38 199H40L39 196H38ZM47 199H48V198H47ZM68 199L65 200V201H68ZM86 199H85V200H86ZM117 199H118V200H117ZM119 199H120V200H119ZM174 199H173V198L170 199V200H172L171 202H170V200L168 199L169 201L166 203L167 206H168V203H171V205L175 204V203H173V200H174ZM184 199H183V201H185ZM190 199H191V198H190ZM28 200H30V204H31L30 207L33 208V209H31L32 212L30 211V207L28 206L29 204L27 203V204H28V205H27V204L25 203V202H27ZM43 200H44V199H43ZM45 200H44V202H43L44 204H45V202H47L49 199H48L47 201H45ZM95 200H98V199H95ZM123 200H124V202H123ZM127 200H128V202L126 203L125 201H127ZM132 200H133V199H131V201H132ZM150 200H152V201H150V202H153V201H154L153 204L149 203V205H153V206H151V208L155 207V206H156L155 204H157L156 207H158V201H157V203H155L156 200H153V199H150ZM181 200H182V199H180V201L178 200V201L180 202V204H181ZM186 200H188V199H186ZM3 201H4V200H3ZM5 201H7V199H5ZM5 201H4V202H5ZM11 201H12V200H11ZM11 201H10V202H11ZM17 201H18V202H17ZM31 201H32L33 203H32ZM65 201H64V202H65ZM73 201L76 202V199L73 200ZM77 201H78V200H77ZM105 201H106L107 203H106ZM141 201H139V202H141ZM190 201H191V200H190ZM4 202H3V205H4ZM7 202H8V201H7ZM7 202H6V204H7ZM64 202H63V203H64ZM68 202H69V201H68ZM68 202H67V204H68ZM71 202H72V199H71V201L69 202V204H70ZM81 202H82V201H81ZM83 202H84V200H83ZM88 202H90V201H88ZM118 202H120V203L122 204V206L120 205V203H119V205H118ZM134 202H135V201L131 202L132 206L135 205ZM174 202H175V201H174ZM179 202H178V204H179ZM185 202H186V201H185ZM188 202H189V200H188ZM1 203H2V202H1ZM12 203H13V201H12ZM12 203H8V204H9V205H12V208L16 209V208L13 206ZM24 203H25L27 206H26ZM40 203H41V199H40ZM47 203L50 205L49 202H47ZM60 203H61V202H60ZM60 203H59V204H60ZM63 203H62L61 205H63V207L65 208L66 203H65V206H64ZM72 203H74V202H72ZM72 203H71L70 205H72ZM77 203H78V202H77ZM93 203H95V202H93ZM133 203H134V204H133ZM201 203H203V205L205 206V201H204V202L201 201ZM38 204H39V203H38ZM44 204H43V205H44ZM69 204H68V206L70 207ZM79 204H80V203H79ZM79 204L77 205V210L79 209V208H78ZM91 204H92V203H91ZM91 204H90V205H91ZM96 204H99V203H96ZM176 204H177V203H176ZM178 204H177V207L180 209V205H178ZM183 204H184V203H182L181 206H183ZM1 205H2V204H1ZM14 205H15V204H14ZM43 205H42V206H43ZM45 205H46V204H45ZM49 205H47V206H49ZM74 205H76V204L74 203L70 208H72V212L75 213V210L73 211V208L76 207V206H74ZM81 205H83V204H81ZM85 205H86V208L88 209L89 207H87V206H88L87 203H85ZM93 205H94V204H93ZM115 205H116V207H118L119 209H118V208H115V207H114ZM137 205H138V204H137ZM154 205H155V206H154ZM18 206H19V207H18ZM33 206H34V205H33ZM39 206H40V205H39ZM57 206H58V205H57ZM73 206H74V207H73ZM125 206H126V207H125ZM129 206H130V205H129ZM132 206H131V207H132ZM140 206H141V205H139V207H140ZM167 206H166V207H167ZM185 206H186V205H185ZM187 206H188V203H187ZM189 206H190V205H189ZM1 207H2V206H1ZM4 207H5V205H4ZM49 207H50V206H49ZM51 207H52V206H51ZM61 207H62V206H61ZM61 207H59V210H62ZM69 207H68V208H69ZM90 207H91V206H90ZM103 207H104V208L106 207V208L104 209ZM120 207H122L123 209L120 208ZM168 207H169V206H168ZM168 207H167V208H168ZM183 207H184V206H183ZM193 207H195V206H193ZM193 207H192V205H191L190 207H188V208L191 209V210H190V209H187V211H188V212H187L188 215H189L190 211H191V213H193V210L196 212V209L193 208ZM19 208H21V209H19ZM55 208H56V207L54 206V210H53V211H55V214H56V213H59L58 215H55V216H57V217L59 218V215H60V218H62L61 221L64 220V226H65V225L67 226L68 222L70 221V218H71L70 216H71L72 212H71V214L68 213V214L70 215V216H69L70 218L68 217V218H69V219H68L66 215L64 216V214H61V211H59L58 209H55ZM57 208H58V207H57ZM60 208H61V209H60ZM66 208H67V206H66ZM66 208H65V209H66ZM68 208H67V209H68ZM70 208H69L68 210H70ZM80 208H81V207H80ZM83 208H84V209H83ZM124 208H125V209H124ZM158 208H159V207H158ZM158 208H155V209H158ZM170 208H171V207H169V209H170ZM8 209H11V208L8 206ZM22 209H24V210H22ZM44 209H45V208H44ZM46 209L48 210L49 208L46 207ZM52 209H53V208H52ZM52 209H50V210H48V211L51 212ZM74 209H75V208H74ZM82 209H83V212H82V210L80 209L81 212H79V215H80V213H83V215H82V214H81V215L84 217L85 222H86L87 220L89 221V219H86V218H88V213H90L89 216L92 215V213L95 211L94 208H93L94 211H89V212H87V213H86L87 209L85 210V207L82 206ZM116 209H118V210H116ZM129 209H130V210H129ZM134 209H135V210H134ZM159 209H160V213H161L163 210L161 211V208H159ZM63 210H64V209H63ZM77 210H76V211H77ZM80 210H79V211H80ZM88 210H90V208H89ZM96 210H98V208H97ZM112 210H114L113 213H112ZM119 210H120V211H119ZM121 210H122V211H121ZM124 210H126V212L129 210L130 213H131V211H132L133 219L131 218V221L133 222V220H134V218H135L134 223H131V222H130V219H129V221L126 220L128 217H127L125 220L122 219V220H124V221H127V224H128V225L125 224V222H123V221L120 219V218H122V217L125 218L126 215H127V213H126ZM133 210H134V213H133ZM139 210H140V209H139ZM139 210H138V211H139ZM153 210H154V209H153ZM184 210H185V209H184ZM21 211H22V212H21ZM70 211H71V210H70ZM70 211H69V212H70ZM84 211H85V213H86L87 216L84 215ZM99 211H101V210L99 209ZM116 211H117V213H116ZM123 211H124L126 214H125V213H122ZM150 211H151V210H150ZM150 211H148V212H150ZM156 211H159V210H154V211H152V212L155 214ZM29 212H30V213H29ZM33 212H34V213H33ZM38 212H41V214L39 215ZM42 212H43V214H42ZM45 212H46V215H45ZM63 212L66 213L65 210H64ZM63 212H62V213H63ZM91 212H92V213H91ZM118 212H119V213H118ZM141 212H143V210H141ZM146 212H147V211H146ZM152 212H151V214H153ZM182 212H183V211H182ZM37 213H38V214H37ZM102 213L104 214V212H102ZM110 213H111L112 215H111ZM156 213H158V212H156ZM160 213H158V214L160 215ZM162 213H165V212H162ZM166 213H168L167 210H166ZM185 213H186V212H185ZM187 213H186V214H187ZM191 213H190V215H191ZM52 214H53V213H52ZM52 214L49 213V216L52 215ZM76 214H77V216H76L77 218L75 217V219L78 220V218L80 217V216L78 215V211H77ZM93 214H94V213H93ZM95 214H98V212H96ZM95 214H94V215H95ZM103 214H102V215H103ZM119 214H120V215H119ZM121 214H122V216H121ZM124 214H125V216H124ZM148 214H149V213H148ZM154 214H153V216H155ZM168 214H169V213H168ZM194 214H195V213H194ZM42 215H43V216H42ZM117 215H119V216H117ZM132 215H131V217H132ZM165 215L167 216V214H165ZM170 215H171V216H168V218L170 217V219H171V218H172V213H171ZM40 216H41V218H40ZM45 216H46V217H45ZM55 216H54V217H55ZM78 216H79V217H78ZM107 216H108V217H107ZM135 216H137V217H135ZM148 216H149V218L153 217V216H151V215H148ZM148 216H146V217H148ZM162 216H163V214H162ZM173 216H174V215H173ZM83 217H80V218H83ZM85 217H86V218H85ZM114 217H117V218L119 217V220H120L121 222H123L124 227L122 226L123 224H122L121 222H119V220H117V218H114ZM140 217H141V218H140ZM164 217H165V216H164ZM164 217H163V218H164ZM26 218H27V219H26ZM28 218H29V219H28ZM32 218H35V219H32ZM49 218H51V216H50ZM53 219H54V218H53ZM55 219H56V218H55ZM55 219H54V220H55ZM66 219H68L69 221L67 220V221H68V222H67ZM137 219H138V220H137ZM139 219H140V221H139ZM142 219H143V220H142ZM154 219H155V217H153L152 221H153ZM165 219L167 220L166 217H165ZM170 219H168V220H170ZM181 219H182V218H181ZM181 219H180V220H181ZM15 220H16V219H15ZM51 220H52V218H51ZM57 220L59 221V219H57ZM80 220H81V219H80ZM113 220H114V221H113ZM116 220H117V221H116ZM43 221H44V222H43ZM52 221H53V220H52ZM61 221H60V222H61ZM83 221H84V220H82V222H83ZM96 221H97V222H96ZM136 221H137L138 225H140V227H142V228H140L139 226H137ZM138 221H139V222L142 221L143 223H145V226L143 225V223H140V224H139ZM145 221H147V220H145ZM154 221H155V220H154ZM154 221H153V223H154ZM22 222H23V223H22ZM53 222H54V221H53ZM60 222H59V223H60ZM65 222H66V224H65ZM74 222H77V221H74ZM80 222H81V221H80ZM82 222H81V223H82ZM105 222H106V223H105ZM118 222H119V223H118ZM129 222H130V225H131V228H132V229L129 227ZM27 223H28V224H27ZM62 223H63V222H62ZM70 223H73V222H70ZM77 223L79 224V222H77ZM77 223H76V225H78ZM86 223H87L88 225H90L89 222H86ZM153 223H152V224H153ZM36 224H37V225H36ZM55 224H57L56 221H55L54 225H52V226L50 225L52 229L55 228ZM74 224H75V223H74ZM82 224H83V223H82ZM82 224H81V226H82L83 228H86V226L88 227V225H86V226L84 225L85 223L83 224L84 226H83ZM95 224H96V225H95ZM97 224H98V226H97ZM103 224H104V225H103ZM116 224H117V226H119V227L121 226L119 230L117 229L118 227L116 226ZM134 224H135V225H134ZM76 225H75V228H77V230H81V232H82V230H83V233H84V232L88 233L87 231L90 229V227H89V229H87V230H84L83 228H82V229H81V228L79 229V227H81V226H77V227H76ZM99 225H100V227H99ZM141 225H142V226H141ZM150 225H151V226H150ZM24 226H25V227H24ZM59 226H60V225H59ZM61 226H63V225L61 224ZM66 226H65V227H66ZM104 226H105V227H104ZM107 226H108V227H107ZM115 226L117 227L116 229H115ZM125 226L127 227V231H126V229H125V228H126ZM143 226H144V227H143ZM154 226L157 227V226H156V222H155V225H153V227H154ZM5 227H6L7 229H9V231L11 230L12 232L9 233V231H8ZM13 227H14V228H13ZM133 227H134L135 229H138V230L141 229L142 231L140 230V231H139L140 233H139L137 230H134ZM138 227H139V228H138ZM153 227H152V228H153ZM33 228H34V229H33ZM36 228H37V229H36ZM61 228H62V227H61ZM63 228H64V227H63ZM93 228H92V229H93ZM96 228H94V229H96ZM102 228H103L104 230H103ZM122 228H123V229H122ZM44 229H45V230H44ZM52 229H50V230H52ZM55 229H56V230L58 229V228H57V225H56V228H55ZM55 229H54V230H55ZM59 229H60V228H59ZM73 229H74V228H73ZM94 229H93V232H92V230H91V233H92V234L94 233L93 236L90 235V234H89V235H88V234L86 235V233H85V234H81V233H80L81 235H84V237H83V242H84V240L86 241V238H87L88 236L90 237V239H92L91 236H92V237H95V238L97 237L96 234H95ZM121 229H122V230H125V231L121 232V231H122ZM153 229L155 230V228H153ZM153 229H152V230H153ZM54 230H53V231H54ZM56 230H55V231H56ZM74 230H75V229H74ZM77 230H76V231H77ZM108 230H109V231H108ZM113 230H114V232H113ZM115 230H117V231H115ZM130 230H131V232H130ZM132 230H133V232H132ZM150 230H148V231H150ZM156 230H157V229H156ZM19 231H20V232H19ZM70 231H71V230H70ZM70 231L68 232L69 234H70ZM76 231H75V232H76ZM110 231H111V234H110ZM128 231H129L130 233H129ZM4 232H5V233H4ZM21 232H22V233H21ZM48 232H50V233H48ZM72 232H73V231H72ZM72 232H71V234H72ZM75 232H73V233H75ZM79 232H80V231H79ZM89 232H90V231H89ZM117 232H118V233H117ZM7 233H8V234H7ZM27 233H28V235H27ZM37 233H38L39 235H38ZM54 233H55V232H54ZM54 233H52V234H54ZM62 233H63V232H62ZM62 233H60L61 237L65 236V235H63ZM115 233H116V234H115ZM125 233H126V234H125ZM136 233H137V234H136ZM30 234H31V236H30ZM56 234H57V232H56ZM56 234H55V235H56ZM69 234H66V236H65V240H66V239H69L70 241H69V240H66V241L68 242V245H66V244H64V245H66L67 249H69V250H73V249H74L73 251H71V253H73L72 255H74V257L76 256V257L74 258V260L76 259V260H75V262H76L75 264H82V263H81V260L85 259V258H83V254L85 255L86 252L83 253V252H84V250L82 249L83 247H81L80 245H77V243H78V242H77V239H78L77 236H76L77 239H75V236H74V238H69V237H71V235L68 236ZM75 234H76V233H75ZM24 235H25V237H24ZM58 235H59V233H58ZM81 235H80V236H81ZM94 235H95V236H94ZM108 235H107V236H108ZM115 235H118V236H115ZM131 235H129V237H130ZM6 236H7V237H6ZM8 236H9V237H8ZM27 236H28V237H27ZM46 236H47V237H46ZM56 236H57V235H56ZM72 236H73V235H72ZM80 236H79V240L82 238V236H81V238H80ZM86 236H87V237H86ZM121 236H120V239H121ZM124 236H123L122 238L125 239ZM12 237H13V238H12ZM41 237H42V238H41ZM85 237H86V238H85ZM127 237H128V236H127ZM127 237H126V240L129 238V237H128V238H127ZM137 237H138V236H137ZM5 238H6V239H5ZM26 238H27V240H26ZM29 238H30V239H29ZM39 238H40V239H39ZM43 238H44V239H43ZM45 238H47V240H48V239H51V240H48V241H50V243H48L47 240H46ZM56 238H57V239H56ZM115 238H116V239H115ZM9 239H11L10 242H9ZM23 239H24V240H23ZM28 239L30 240L29 242H27ZM38 239H39V240H38ZM63 239H64V237L62 238V240H63ZM71 239H73V240H71ZM90 239H87V241L89 240V242L84 243V244L86 245V247H85V245L83 244V245H84V248H87V246L90 245V242H91V243L93 242V241H91ZM93 239H94V238H93ZM98 239H96V240H94V241H97ZM62 240H61V241H62ZM65 240H64V241H65ZM74 240H76V241H74ZM81 240H82V239H81ZM101 240H102V239H101ZM126 240H125V241H126ZM1 241H2V242H1ZM3 241H4V242H3ZM18 241H19V242H18ZM34 241H36V242H35V243H32V242H34ZM64 241H62L61 244H59V243H60V242H59V243H58V247H59V246H62V245H63L62 243H63ZM71 241H72V242H71ZM7 242H8V243H7ZM26 242H27V243H26ZM39 242H40V245H38ZM67 242H66V243H67ZM74 242H75V244H74ZM9 243H10V244H9ZM46 243H48V244H46ZM69 243H72L74 247H70V244H69ZM80 243H81V245H82V241H80ZM88 243H89V244H88ZM96 243H97V242H96ZM99 243H100V242H98L97 244H99ZM6 244H7V246L9 245L10 248H9V246H8V248H7ZM11 244H13V245H11ZM25 244H26L27 246H26ZM78 244H79V243H78ZM24 245H25L26 247H25ZM64 245H63V246H64ZM76 245L81 247V249H82V253H81V251H80L81 249L78 250V248H77L78 253H80L81 255H76V253H77V251H75V247H76ZM4 246H5V247H4ZM23 246H24V247H23ZM54 246H52V249H51L53 252L50 253V254H52L53 256H54L55 253H56V252H54V250H55L56 248L53 250ZM68 246H69V247H68ZM71 246H72V245H71ZM15 247H16V249H15ZM18 247H19V248H18ZM21 247H23V248H21ZM30 247H28V250H29ZM32 247L30 248V251H31V252H32V250H31ZM36 247H33V248H35V249H34L35 251L37 250ZM41 247H42V245H41ZM66 247H65V248H66ZM80 247H79V248H80ZM46 248H45V250H46ZM61 248H62V247H61ZM63 248H64V247H63ZM70 248H71V249H70ZM72 248H73V249H72ZM40 249H41V248H40ZM42 249H43V247H42ZM57 249H58V248H57ZM28 250H27V254H28V255H31V252H29V253H30V254H29V253H28ZM34 250H33V253L35 252ZM59 250H60V249H59ZM9 251H10V252H9ZM39 251H41V250H39V249L37 250V254H36V256L38 255V252H39ZM46 251H48V250H46ZM79 251H80V252H79ZM23 252H26V251H23ZM48 252H49V251H48ZM75 252H76V253H75ZM17 253L14 254V256H15V255L18 256V257L15 258V259H17V263H18V264H20V262H23L22 264H24V263H25L24 261H27V262H28V260H25L26 257L24 258V256H26L25 254H24V256H23V255L21 254V252L18 253V254H17ZM42 253H43V252H41V254H42ZM74 253H75V254H74ZM8 254H9V255H8ZM20 254H21V256H20ZM34 254H35V253H34ZM34 254H33V255H34ZM41 254H39V255H41ZM48 254H49V253H48ZM50 254H49V255H50ZM10 255H11V256H10ZM52 255H51V256H52ZM72 255H71V256H72ZM81 256H82V257H81ZM20 257H21V258H20ZM22 257L24 258L23 261H22V260L19 261V259H22ZM29 257H30V256H27V258H29ZM79 257H80V258H79ZM85 257H86V256H85ZM1 258H0V259H1ZM6 259H5V261H6ZM29 259H30V258H29ZM8 260H7V261H8ZM71 260H73L72 257H71ZM74 260H73L72 264L74 263ZM10 261H9V262H10ZM15 261H16V260H15ZM30 262H31V261H30ZM30 262H29V263H30ZM78 262H79V263H78ZM83 262H84V261H83ZM7 263H8V262H6V264H7ZM17 263H16V264H17ZM0 264H1V263H0ZM30 264H33V262H31Z\"/></svg>","mask_w":264,"mask_h":264}]
</instances>
